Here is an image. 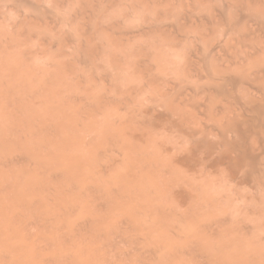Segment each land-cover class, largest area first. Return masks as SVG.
<instances>
[{"label": "rangeland", "instance_id": "374dc122", "mask_svg": "<svg viewBox=\"0 0 264 264\" xmlns=\"http://www.w3.org/2000/svg\"><path fill=\"white\" fill-rule=\"evenodd\" d=\"M250 2H252V3H250ZM255 4H257V6H255ZM127 8H129V9H127ZM191 8H193V10H191ZM258 8H259V10H258ZM243 9H244L245 13L243 12ZM136 12H138V13H136ZM243 14H245V15H243ZM131 17L133 18V21L131 20L132 19ZM226 17H227V19H226ZM241 17H244V18H241ZM242 19H244V20H242ZM250 23H252V24H250ZM254 25H255V27H254ZM260 36H261L262 40H260ZM263 42H264V0H259V2H258V0L257 1L255 0L254 2H253V0H245V1L244 0H240V1L239 0H167V1L166 0H136V1L135 0H0V88H3L4 91H6V92H2L3 89L2 90L0 89L1 90L0 91V98L3 99V102L5 103L4 104L2 102V100H0V102L3 104L2 105L0 103V106H1L0 107V135H1L0 136V148H2V149H0V160L2 162V163H0V166H1L0 172L2 173V175H0V177L2 178V179L0 178V182H1L0 188H3V189L7 188L8 189V188H10L8 186L13 187V188H10V189H13V191L10 189H9L10 191L7 190L8 193L6 192V190L2 191V192H6L7 195L2 194V192L0 193L4 196V197L3 196L1 197V195H0V198H4V200L0 199L1 202L2 203L4 201L6 202V203L4 202V205L6 207L4 206L3 209H1L2 205H0V207H1L0 208V210H1L0 211V219H1L0 222L1 221L2 222L3 221L9 222L10 226L12 225L14 227V225L19 221L18 226L16 225L17 227H19V228H17L16 233L14 232V230L16 231V226L13 230H12V226L11 227L9 226V230H12L13 232L6 229L7 234L4 233V235L5 236L7 235L6 237L8 238L9 237L8 234L10 235L9 232H11L13 234V236L15 235L14 237H17L16 238L17 241L18 240L21 241L20 244H22L24 241V239L22 241V238L27 236V238L25 239V241L26 240L27 241L26 242L24 241L26 243V244L24 243L25 246H24V244L22 245L23 247L21 246V249L24 250V251L21 250V253H20V255H22V252H24L23 256H22L23 261H24V257H25V260H27L29 257L32 256V258H33L35 256V258L37 257L36 258L37 260L33 258V263L36 262V264H41V263L43 264L45 262L46 258L47 259L48 258H55V257L58 258L59 254L57 255V253H61L59 256H62V254L64 252H65V254H67L68 251H65L66 249H68L69 251L71 250L70 252L72 253L74 251V247L76 249V247L78 246V245L76 246V244H79L81 240H82L81 244H82V242H84L83 238L79 239V237H81L80 236L81 234L76 235V236H78V238L75 237L79 241L74 239V236L76 234L75 230L78 229L79 227H81L80 225L84 221V220H82V219H84V217H85V220H86V217H87V220H89L88 225H90V226H87V227L88 228L91 227V230L92 229L95 230L94 227L96 225L97 226L95 228L101 227V226H99V225H101V222L98 225V222L100 220L97 222V220L95 218L96 216L93 218V215H95V214L92 212H94L93 207L95 205H92V202H93V204L98 203L100 198H103V196H104L103 194H105L104 199H101L102 201L100 200V202H102V204L104 203L103 205L106 209L107 208L109 209L110 207L113 206V202L115 203V201H116V200L114 201V198H112V195H113L112 191H113V193H116L114 190L115 188H116V191H118V192L126 190L125 188H127V187L121 185L123 188L122 189L121 186L119 185V183L116 180H114V178H113V176L116 175V173L121 170V168H122L121 165L123 164L122 160L124 161L125 158L127 159L129 157L130 161L134 162V164H140L141 163L140 161L148 162L150 160V158L154 156L153 153H155V152H153V151L158 150V154H159L158 156H161V154H160L161 149L160 148L166 147L167 145H169V146H167V150L169 149V151L165 152V153H167L168 155L166 154V156H165V153L163 154V152H162V154L164 156H161L159 160H167V161H168V159L172 160L174 158V156H178V155L180 156L181 154L187 153V151H190V148L194 147V145H195L193 141H195V143H196V141L198 142V140L196 139V137H191L192 140H189L190 137H188L185 134H181V129L179 128V126L182 128H185L187 126L186 128L190 127L189 129H191V130H193V129H194V131H198V130L200 131L201 130L200 132H202V130L203 131L208 130L207 127H209V126H215L216 127V125L217 124L220 125V123L221 124L227 123L225 125L229 126L231 124H235V123L240 122V121L242 122V120L245 121L248 118L247 120L253 119L251 121V123H257L258 124V125L255 124V125L251 126V127H253L252 129H255V128L256 129H263V128L258 127V126H260L261 119L264 116V114H263L264 112H261L262 110L264 111V104H263L264 102H262V99L264 101V98H261V96L264 97V44H262ZM256 48L258 49V51ZM249 52H250V54H249ZM252 53H254V54H252ZM256 63H259V65H261V66H258V64H256ZM9 74H10V76H9ZM6 88L9 90H7ZM12 88L14 89V91H15V88H17L15 93H14V91L12 92V90H13ZM18 88H20V89L23 88V89L20 90V92H19ZM30 88H31V90H30ZM253 88H254V90L256 88V90L258 92L256 90L254 92ZM36 89H37V91H36ZM26 91H28V92H26ZM11 92H12V94H11ZM57 92H58V94H57ZM6 93L8 95L11 94L10 97ZM17 93L20 96H23V95H21V93L22 94L25 93L24 96L22 97V99H20V101L22 100V101L26 102V103L24 102V105H23L22 101H21L22 103L19 101L20 96H18ZM54 93H55V95H54ZM256 93H258L260 95L259 97L261 98V100H260V98H258V96H257L258 94H256ZM27 94H28V97L31 94L32 95L30 98H28ZM251 94L255 99L251 96ZM5 95H6V97H5ZM12 95H14L13 98H12ZM15 95H17V97H15ZM50 95H51V97H50ZM57 95L58 96L60 95V96L58 97ZM3 96L5 98H7L6 99L7 101H10V104L4 99ZM25 96L27 98H25ZM14 97L18 101H15ZM47 97H49V99L51 98V100H49ZM40 98H42V99H40ZM12 99H14V100H12ZM256 99H259V100L257 101ZM30 101L31 102L33 101V102L31 103ZM66 101L68 103H66ZM252 101H253V104H254V102H255V104L256 103L259 104V107L261 106V104H263L260 107L261 109H259L258 106L255 107V104H254L255 109L257 108V110H259V112H261L262 114L261 113L259 114V112H257V110H255L253 108V106L251 108L250 105H253ZM13 102H15V104ZM16 102L18 104L19 109H21V108H24V109H21V111H20L17 107L15 108L14 106H16ZM59 104H60V106H59ZM66 104L68 107L66 106ZM248 104L250 106L249 110L251 112H253V110H254L255 112H253V113L254 114L256 113V115H259L261 118L260 117L257 118V116H255L254 114H249L251 112H249L248 108H245L248 106ZM21 105L25 106V107H22ZM49 105H51V106H49ZM2 106L6 109H9V107H7V106H10V108L13 106V108H11V111H12V113L15 112V114H12L10 109L4 110V108H3V111H2ZM242 107L245 110L244 113L242 111L243 110ZM52 108H53V110H52ZM217 108H218V110H217ZM246 109L249 112L247 115L245 114ZM160 110H162V111L165 110L164 112H166V113L168 112V113L167 114L164 112L162 113V111L160 112ZM7 112H9L8 113L9 115L7 114ZM61 112H63V115L61 114ZM64 112H66V113H64ZM241 112L247 118L244 119L245 116L243 114H241ZM3 113L5 114L4 117L2 116ZM159 113H161V114L159 115ZM239 113L241 114V116L238 115ZM169 114H171L172 119H170ZM21 115L24 116L25 118L22 117ZM25 115H27V116H25ZM59 115L63 116V119L61 117L62 120L59 118ZM156 115H158V116H156ZM163 115H164V117H162ZM176 115H177V118H176ZM236 115H238V116H236ZM252 115H254V118H256V119H254L252 117ZM17 116H19V119ZM28 116H30L29 118H31V119H29ZM54 116H55V118H54ZM242 116H243V118H242ZM37 117H38V119H37ZM70 117H71V119H70ZM79 117H80V119H79ZM161 117H162V119H161ZM179 117H181V119L183 118L182 120H184L185 122H183V121L180 122L181 119ZM40 118L42 121L46 120L45 121L46 123L45 122L43 123L40 120ZM165 118H166V120H165ZM20 119H22V120L20 121ZM27 119H29L30 121ZM32 119H34V122ZM174 119H178L179 121L175 120V123H173L172 121H174ZM229 119H231V120H229ZM240 119H242V120H240ZM17 120H19V121H17ZM24 120H26V121H24ZM74 120H75V123H74ZM237 120H239V121H237ZM256 120H258V121L256 122ZM38 121L40 123H42L41 126L44 125L43 127L46 128L45 130H48V131H46L47 137L45 135V130H42L44 128L40 126V123ZM47 121H49L50 124ZM253 121H255V122H253ZM35 122H37V124L38 123L39 124L37 125V124H35ZM77 122H78V124H77ZM54 123H56V125ZM58 123H59V125L57 127ZM63 123H65V124H63ZM70 123L73 125L70 126ZM228 123H230V124H228ZM22 124H24V125H22ZM48 124L50 126L49 128L46 127V126H48ZM60 124L63 127L64 126L65 127L63 128L62 126H60ZM101 124L102 125L104 124V125L101 126ZM179 124H181V125H179ZM205 124H207L208 126L205 127ZM33 125H35V127ZM51 125L54 128L53 132H52L53 128L51 127ZM68 125H69V128H71L73 126L72 127L73 130H72V128H71V130L67 129L68 127H66V126H68ZM79 125H81V126H79ZM93 125H95V126H93ZM105 125L107 126V128ZM38 126H39V128H38ZM40 127L42 128L41 131H40ZM77 127H79V128H77ZM35 128H37V129H35ZM56 128H59V131ZM65 128L67 131L65 130ZM101 128H102V130H101ZM204 128H206V129L204 130ZM60 129L61 130L64 129V130L61 131ZM113 130L116 131V134H115V132H112ZM117 130L119 131V136L117 134V132H118ZM179 130H180V132H179ZM37 131L38 132L40 131V132L38 133ZM49 131L52 133H49ZM64 131H66L68 133V135ZM83 131H84V133H83ZM108 131H110L109 132L110 135H109V133H107ZM30 132H32V134L34 136L31 137V139L29 140V135L30 136L32 135ZM61 132L65 133L64 136L67 135L68 139H67V137H65V139H64V136L62 137L63 134ZM104 132H106V135L104 134ZM41 133H42V135H41ZM132 133H133V135H132ZM204 133H203V135H205L204 138H206V140L208 139V137H210V139L212 138L211 135L208 136L207 134H204ZM53 134H55L54 135L55 139H56V136H58L55 141L53 139ZM80 134H82V135H80ZM139 134L140 135L143 134L141 136H143V140L145 139L144 141L142 140L143 142L141 141L142 143L140 141H137L138 140L137 137ZM241 134H242V136H240V135H238V136H239V139L242 140L243 133H241ZM26 135H27V137H26ZM44 136L46 137L47 142H46V139ZM71 136L73 137V139H70ZM106 136H110L109 139ZM120 136L123 137V140H122V137H120ZM201 136H202V134H201ZM238 136H237L236 140L234 139V143L236 141V144L233 145L232 143H230L231 147L229 145H227L229 148H231L230 150H234L235 147H236L235 151L239 150L238 144L240 145V149L243 147V144H244L243 140L239 141ZM19 137H20V141H19ZM21 137H22V139H21ZM25 137L28 140H26ZM35 137H36V139H35ZM41 137H42V139H41ZM48 137H50V142H48L49 141ZM74 137H75V140H74ZM101 137H102V140H101ZM117 137H120V140L118 139V141H116ZM129 137H130V139H129ZM133 137L136 141L133 139ZM172 137H173V139H172ZM175 137H176V139H175ZM179 137H181V138L179 139ZM2 138L4 139V141L7 145L4 143ZM204 138L200 139L199 151L195 152L196 155L194 156L193 160L197 161V159H198L201 163L200 164L199 161H197V162L195 161L196 163H199V165H196L195 168H200V169L202 168L203 172L206 174L205 175L206 178L203 177L204 180L208 179L209 181L205 180L206 183H209L212 186H216L218 184V181L221 179L219 181V184L222 187H220L218 184L217 189H219V187H220V190H221V188L223 189V190H221V192L223 194L222 197L224 198L225 202L228 201V205H226L227 202L225 204L226 207L228 206L227 209L225 208V206H223L224 201H220L221 200L220 199L216 203L217 207H219L220 209L215 207L216 206L215 205V206H213V209H212V207L210 209H208L207 213L204 210V215H205V213H206V215L208 213L210 215L211 211L215 215L216 212L218 211V213L216 215V216H218L217 218H219V216L220 217L222 216V217H225V219H226L227 214H230V216H231L232 212L234 214V211H235V212H237V213H235V216H236V214H238L239 216H236V217H240V218H238L240 220H238L234 216L235 219H232L233 221L230 220V218H228L227 220H225V223L229 220L228 224H230V221H232L234 223L239 222L242 224L238 223L237 225L238 226L240 225L238 227V226H236V224L232 225L233 223L230 225H228V224L226 225L225 223H223V225H224V226H222L223 228H221L219 230L217 229V231H216L217 234H213L212 236L210 235V238L213 239V240L212 239L211 240L214 241L212 244H211L212 241L211 242H210V240L207 241L209 238L208 237L207 239L204 238L203 239L204 241L203 240L201 241V243L203 242L205 244L208 242L206 244L208 246L206 247L205 244H200V245L203 247V250L211 248L210 251H212V248L216 247V245H217V247H219L218 244L219 245L221 244V246H222L225 243V245L223 247L220 246L223 250L220 247H219L220 250L217 247H216L217 249L213 248V249H215V251H217V254L220 252V254H218V255H220L219 257H221L225 251H227L226 249L224 251V247L226 245L229 246V244L232 242L234 243V241L238 242V240L240 241V238H241L240 243L238 242V244H236V245H235V243L234 244L232 243L233 246L235 245L234 247L241 244V245H239V247L241 246L240 248L244 249V251H245V249H246L245 245L247 247L248 244L250 246V244L252 245V243L254 244L255 241H257V243H255L253 246H254V248H256V247L258 248L260 245V243H259V245H257L258 241L260 242L261 240L264 239V235H261L263 233L262 231H261L260 235L258 233H256V231L259 229L258 225L260 224L259 223L260 222L259 217H261V220L264 221V214H263L264 203H262V202H264V187H262V186H264V183H263L264 182V178H263L264 173L263 172H262L263 174L261 173V171H263L264 168H262V170H261V168L255 167V162L254 161L251 162V160L249 159L247 161H249L250 163H254V165L251 169L257 168L258 174L256 173L257 169L254 170L255 172L254 171L251 172V170H250L249 173H252V174H248V176L246 177L248 180L246 178L243 181L237 180V179H235L236 181L231 180V178H229L230 176H227V175H229L228 174L229 168H227V166H225V168H227L228 170H226L224 168V166L223 167L220 166L221 168L220 167H217V168L213 167L214 163H212L213 166H211L210 162H208L206 164H205V162L203 163V159H204L203 155L210 149L208 146H209V144H211L210 139H208L209 141L208 140L206 141V140H204ZM32 139L37 140V143L32 142V144L30 145L29 143H31L30 141H32ZM39 139H40V141L45 139V141L41 142L45 148L41 146V143H39L40 142ZM59 139H62V140L60 141ZM76 139H77V141H76ZM113 139L115 140V142H113L114 141ZM124 139H125L126 144H124L125 143ZM186 139H188V140H186ZM57 140H58V142H57ZM237 140L239 142H237ZM23 141H26L27 143L23 142ZM72 141H74L75 144ZM104 141H106V142H104ZM120 141H123V142H120ZM16 142H17L18 146L20 144L19 147H17ZM18 142H20V143H18ZM43 142H45V143H43ZM54 142L56 144L57 143L59 144L60 142H62L64 144L62 145L60 143L61 145L59 144V146H58V144L56 145ZM86 142H88V143L85 144ZM139 142H140V144H139ZM24 143L28 146L24 147V146H26V145H24ZM77 143H78V145H77ZM136 143H138V144H136ZM175 143H176L177 147H176ZM1 144H2V146H1ZM45 144H47V146L51 144L50 145L51 147L49 146L47 148L45 146ZM53 144H55L58 147V149L56 148L55 145H54L55 146L54 147ZM113 144L114 145L117 144V146H119V147L116 146V149H115V146ZM127 144H129V146ZM79 145H80V147H79ZM120 145H122L121 148H120ZM152 145H154V146H152ZM64 146H65V150L62 151V153H61V154H63V156H62L60 154L61 150H59V149H62ZM74 146L75 147L78 146V147L75 148ZM138 146H141L142 148L138 147ZM31 147H32V150H30ZM68 147H70V148H68ZM106 147H107V150H106ZM131 147H132L133 151L131 150ZM17 148L18 149L21 148V149L18 150ZM24 148H27V149H24ZM42 148H44V150ZM46 148H47V150H45ZM74 148H75V151H74ZM110 148L114 151L115 150L116 151L122 150V151H120V152H114L113 151L112 152V150H110ZM152 148H154V149H152ZM123 149L125 150V152L123 151ZM33 150H35L34 151L35 154L32 153ZM49 150H50V153L48 155ZM57 150L60 151L58 154H57V152H58ZM170 150H172V152H170ZM180 150H181V152H180ZM241 150H243V149H241ZM15 151L17 154L14 153ZM30 151H31V153H30ZM52 151H55V152H52ZM131 151L133 152V154L131 153ZM145 151H146V153H145ZM174 151H176V154ZM26 152H28L29 154H27ZM43 152L46 155L43 154ZM65 152H67V153H65ZM73 152L75 153V157H74ZM96 152H99V153H96ZM109 152L112 153L113 155L110 156ZM151 152H153V153H151ZM18 153H20L19 156H18ZM64 153H65L66 157H64ZM116 153H118V154H116ZM122 153H123V155H122ZM263 153H264V147H263ZM9 154L11 155V157L9 156L10 158L8 157ZM107 154H109V155H107ZM139 154L143 158H145V156H146V158L141 159ZM12 155L14 157H16L15 155H17V157L20 158L19 162L16 160L12 161L11 158H14ZM29 155H31V156H29ZM32 155L34 156V158L32 157ZM36 155H38L39 158H40V156L41 157L44 156V160H43V158L38 159L36 157ZM71 155L74 158L70 157ZM116 155L122 156L124 159L122 157H120L122 159L119 160L120 158L117 156L119 158V159L117 158L118 163H117V161L114 163H115V165L119 164V166L115 167L116 170H114L115 165H114V163L113 164L111 163L112 162L111 160ZM128 155H130V156H128ZM143 155H145V156H143ZM46 156H47V159L45 160ZM49 156L51 159L49 158ZM51 156H53V157H51ZM60 156L63 158H61ZM56 157H57V159H56ZM59 157H60V159H59ZM137 157H139V158H137ZM155 157H157V156L155 155ZM36 158H37V160H36ZM68 158H70V160ZM90 158L93 161L92 164H91V160H89ZM135 158H136V160H135ZM261 158L263 161L260 160ZM24 159H25V161L23 163ZM48 159L51 160L50 163H48V161H49ZM84 159H86V160H84ZM39 160L41 163L43 162L42 165H41V163H39ZM52 160H53V162H52ZM61 160L64 164H62ZM64 160H65V162H64ZM94 160H95V162H94ZM259 160H260L259 164L261 162V164L263 165L264 164V154L260 155ZM14 161H15V163H14ZM44 161H45V164H44ZM55 161H56V163H54ZM73 161H75V162L73 163ZM82 161L86 162L84 164L85 168L82 165L83 164ZM109 161H110V166L108 163ZM20 162H22L21 165H20ZM69 162H70V164H69ZM135 162H137V163H135ZM16 163L18 164V166L16 165ZM25 163H27V164H25ZM35 163H39V167H41V168L39 169V167H37L38 164H35ZM52 163H54L53 166L55 165V168L58 169V170H56L57 171L56 173H58V175H57V177H54V179L51 176V174L48 173V172H50L49 167H51L50 169H53ZM59 163L62 165H60ZM72 163L75 166H73ZM29 164H31V165H29ZM56 164L59 166L56 167ZM93 164H94V166H93ZM202 164H204V165H202ZM259 164H257V166L261 167V165H259ZM71 165L73 166L72 168H71ZM101 165L103 166V168L101 167ZM105 165L107 166V169H106ZM20 166H22V167L20 168ZM201 166H203V167H201ZM3 167H5L7 169L8 173H6L4 171L5 168H3ZM43 167L45 170L42 169ZM58 167H60L62 169H60ZM99 167H101V168L99 169ZM108 167H110V168L108 169ZM33 168H35V171ZM55 168L53 170H55ZM86 168H87V170H86ZM117 168H119V169H117ZM69 169H71V170H69ZM83 169H85V170H83ZM97 169L99 170V172ZM111 169H112V171H111ZM42 170H44V171H42ZM47 170H48V172H46ZM61 170L64 171L65 173L67 172L66 174H67L68 178L67 177L65 178L66 174L64 173L65 174V176H64V174ZM109 170L111 171V174L109 173L110 172ZM22 171H23V174L21 173ZM28 171L30 172L31 175L28 174L29 173ZM32 171H34V172L32 173ZM82 171H84V172H82ZM178 171L181 175L182 174L185 175V173H181V172H184V169H182V171H180V170H178ZM259 171H260L261 175H260ZM40 172H41V174L39 175ZM51 172H53V171L51 170ZM72 172L75 174H78L81 178L84 177L83 179H85V180H83V179L77 180V178H80V177H78V175L73 174ZM112 172H113V174H112ZM114 172H116V173L114 174ZM24 173H25V175H24ZM42 173L44 176L42 175ZM46 173L48 175H46ZM82 173H83V177H82ZM84 173H85V175H84ZM89 173L92 175H89ZM98 173H100V174H98ZM253 173H255V175L257 174V176L253 175ZM68 174H70V176ZM4 175H8V178L10 177V179L11 178L12 179L10 180L8 178H5L7 176H4ZM73 175H74V177H73ZM95 175H97V176H95ZM99 175L103 177L104 183H102L103 181H100V179H102V178L99 177ZM250 175L252 176V179L250 178L251 177ZM34 176H35V178H34ZM41 176H43V177H41ZM86 176H88V177H86ZM105 176L108 178L110 177V179H113V181L112 180L110 181L107 179L108 180V182H107V180H105L106 179ZM260 176L262 177V180H260L261 179ZM31 177H33V178L31 179ZM40 177L43 180V181L40 180L42 183L40 181H38ZM36 178H37V180H36ZM56 178H58V180ZM69 178H72L73 182L75 180H77L76 183H73L72 181H71L72 183L69 182L71 180ZM211 178L213 181L211 180ZM51 179L53 182L51 181ZM87 179H88V181H87ZM97 179H99V180H97ZM2 180L5 182V185H4V182ZM13 180L15 182H13ZM45 180H48L47 181L48 183H45L44 182ZM54 180H56V181H54ZM82 180L85 181L86 183L82 182ZM93 180H94V184L96 186L93 185V183H92ZM216 180H217V184H216ZM226 180H228V181H226ZM257 180H260L261 182L257 181ZM8 181H11V183H9ZM33 181L36 182V184ZM114 181H116L117 183H114ZM238 181H240L242 184ZM244 181L246 183H244ZM12 182L15 183V185L12 186ZM79 182H81V183H79ZM96 182H97V184H96ZM222 182H223V184H222ZM225 182L226 183L231 182L234 187L231 186L232 184H229V183L226 184ZM234 182H236V184H234ZM56 183H58V184H56ZM70 183H71V186H70ZM89 183H91V185ZM43 184H45L49 188ZM114 184L116 186L117 185L118 186L115 187ZM224 184L227 186H225ZM248 184L250 186H247ZM52 185H55V186H53V189L55 187L54 190L51 187ZM72 185H77V187L72 186ZM101 185L102 186L104 185L103 187H105V188H102ZM4 186H5V188H4ZM14 186H16L15 188H17L15 191H14V189H15ZM28 186L29 187L30 186H33V187L37 186V190L35 187L36 193H38L39 191L41 192L42 189L44 191V189H45L46 193H44L45 191L44 192L42 191V193H40V194L38 193L40 198H42V199L44 198L43 200L45 203L43 202V200H38V198H37L38 195H35L36 194L35 191L34 192L32 191V194L34 193L32 195L31 192H29L28 190H24ZM61 186L64 189L60 188ZM78 186L80 189H82V192H80L81 193L80 194L81 199L79 198L80 189L78 188ZM108 186H109V188H108ZM228 186H231L234 189L235 193L238 190H240V191H238L239 193H237L236 196H237V200L238 201L240 200V202H241L240 207L242 205V208L240 209L239 204H238L239 209L238 210L236 209L237 211L233 210V208L234 209L237 208L236 207L237 200L235 199L236 196L233 194L234 193L233 190H231V188ZM252 186H254V187H252ZM256 186L259 189H257ZM259 186L262 188H260ZM42 187H44V188H42ZM56 187H58V188H56ZM70 187H72V188L76 187L78 189V192H76L77 191L76 188L72 189ZM93 187H94V189H93ZM118 187H120L121 190ZM226 187H228V188L226 189ZM240 187H242V188H240ZM250 187L252 189L255 188L254 189L255 192ZM40 188H41V190H40ZM67 188L69 190H67ZM90 188L95 190L96 193L93 192L92 189H91L92 190V192H91ZM100 188L103 189V191H104V189L109 190L111 188L110 190H112V191L107 192L108 190H106V192H103L102 190H100ZM224 188L226 189V191ZM235 188L237 189L236 191H235ZM56 189H58V190H56ZM217 189L215 190V193L219 191ZM228 189L230 190V192L232 191V196L234 197L233 200H234V202L236 201L235 206L231 209L232 212H231L230 208L233 205L232 204L233 201H231L232 200L231 198H233V197L229 198L231 193H229ZM249 189H251V190L249 191ZM47 190H49V191L52 190V191L48 192ZM59 190L61 192L63 190L62 193L64 195ZM57 191H58V193L56 195L55 193ZM74 191H75V193L78 194V195L76 194L77 196L74 195L75 194ZM251 191L254 193H252ZM12 192L15 194L12 195ZM100 192H102L103 194ZM223 192L226 194V198H228V200L225 198V196H224L225 194ZM245 192H246V194H245ZM18 193H20V195ZM82 193H83L84 198L82 196ZM106 193H107V198H106ZM227 193H229L228 194L229 197H227ZM8 194L11 195V196L9 195V198H8ZM46 194H47V196H46ZM59 194H60V196H63L64 198L60 197ZM84 194L85 195L87 194V196H85ZM109 194H110V197L108 196ZM116 194H118V193H116ZM28 195H30V196L32 195V198L31 197L29 198ZM34 195H35V197H34ZM213 195H215V194H213ZM254 195H255V197H254ZM17 196H19V197H17ZM23 196H25V197L27 196L28 200H27V197H26V199H24ZM43 196H45L46 198ZM73 196L76 198H74L72 200ZM77 197L79 198V200H78V202L80 201L79 203L77 202ZM85 197L86 198L88 197L92 202L88 199L86 202ZM239 197L240 198L242 197L243 199H245L244 201L242 200L244 203L247 204V202H249L248 203L249 207H248V205L245 206L241 201L242 198L238 199ZM250 197L252 199H250ZM14 198L15 199L19 198L20 201H22V199H23V201H22L23 206L22 207H24L25 210L20 207L21 210H20V208H18V210H19V212H18L17 208L11 207L12 202L14 201ZM34 198H35V201H37V202L33 201ZM105 198L107 200H105ZM215 198H216V196H215ZM8 199H9V202L11 200V206L9 203H7ZM45 199H47V200H45ZM48 199H49V201H48ZM60 199L61 200L65 199V201L62 200L64 203ZM229 199L231 202L229 201ZM24 200H26V203L29 200H32L33 202L29 201L26 205ZM93 200H98V202H95ZM103 200H105V202ZM255 200L257 202H258V200L260 202L262 200L263 201L260 204L259 202L256 203ZM39 201H41L42 204ZM71 201H73V202H71ZM46 202L49 203V207L47 206L48 204ZM83 202L86 204L88 203L86 205V207L81 206L84 204ZM219 202L220 203L222 202L223 204L221 203L222 204L221 205ZM240 202H238V203H240ZM29 203H33V204H30L28 206ZM38 203L40 206H43V208H46V206H47L46 210H49V211L47 212L46 210H44L42 207H40L38 205ZM55 203L60 204L62 206L64 204L65 205L64 207L71 206L73 203V205L76 204V206H78L77 204H79V207H76L75 211H77V212L74 215L73 212H72L73 214L68 213L66 211V209H63V210L60 209L61 211L58 210L57 207H55V205H53ZM108 203H109V205H108ZM218 203L220 206H218ZM230 203L232 205H229ZM36 204L38 207L36 206ZM254 204H255L254 207H257V209L260 208V210L258 209L257 212H253V211H256V209L254 207H252ZM256 204H260V205L257 206ZM32 205L35 208V210L33 207H31V208H33L32 210H31V208H29ZM262 205H263V208H262ZM35 206L38 208V210L40 209L42 211V209H43L44 212H42V214H41V211L37 212V210H36L37 208ZM90 207L93 209H91ZM221 207L223 210H221ZM251 207L254 209H252V210L249 209ZM6 208H11V209H9L10 211H13L11 213L12 214L14 213V215L16 214L15 216H18V218L17 217L14 218L15 217L14 215L13 216L10 215L11 213L8 211V209L6 210ZM12 208L14 210H17L16 211L17 213L14 212V210H12ZM26 208L29 209L28 210L29 213L33 212L32 213L33 214V218H32L33 220L31 219L32 216L29 217V215H32V214H28V212L26 211ZM82 208L84 209L83 211L81 210ZM85 208H87L88 210H86ZM246 208H247V210H246ZM228 209L230 210V212ZM261 209H263V210L261 211ZM5 210H6V212L8 211L9 215H8V213L5 212ZM242 210H244L245 213H243ZM20 211H22V212L20 213ZM45 211L48 214V215L47 214L45 215L46 217L42 216V215H44ZM78 211H80V212H78ZM84 211H88L90 216H89L88 212H84ZM224 211L228 212V213H226V215H220V214H224ZM26 212L28 215L25 214ZM61 212H63V213L65 212L66 214L64 213V215H62L63 213H61ZM247 212H249L250 214ZM251 212L254 214H252ZM23 213L26 216L24 215L22 218L21 215H23ZM36 213H38V214H36ZM39 213L41 215H39ZM78 213H80V214L78 215ZM257 213H258V215L260 214L261 216L259 215V217H258ZM58 214H59V216H58ZM67 214L69 216H68V218L66 217V219H67V224H66L65 216H67ZM201 214H203V211H201ZM242 214H244L243 217H242ZM34 215L37 217L35 218ZM2 216L6 217L7 219L4 217L3 218L6 219L7 221L4 220L2 218ZM9 216H11L12 218ZM38 216L42 220H39ZM48 216H50V217L48 218ZM60 216H64L63 217L64 220L62 217L60 218ZM88 216L92 219H89ZM251 216L254 217L253 219L258 220L257 221V223H259L258 225L254 224L253 221H255V220H253ZM19 217H21V218H19ZM24 217H25V220H24ZM26 217L28 219H26ZM57 217L59 218V221L61 219L62 222L60 221V223H59V221L56 219ZM231 217H233V215ZM10 218H11V220H10L11 222L8 220ZM29 218L31 219L30 221H32L33 224L30 221L28 223L27 220H29ZM44 218L48 219V221L44 220ZM201 218H202V215H201ZM242 218H243V221L249 220V222L245 221L246 222L245 227H243V224H245V222L243 223ZM256 218H258V219H256ZM21 219H23L24 222H23V220L21 221ZM50 219H52V220H50ZM68 219H69V221H68ZM12 220H14V222L16 220H18V221H16V223H14V222H12ZM37 220H39L38 221L39 224L42 223V221L44 222V224L46 222L47 224H45V226L50 224L47 226V228L49 227V229L51 227H53V225H55V223H56V225H58L57 221H58L59 225H61V223H62L61 231L59 230L60 234L63 233V231H62L63 229L66 232H67V229L70 231H68L69 233H66L64 231L65 234L63 233V235L62 234L60 235L58 232L55 235L52 234V237L56 236L57 234L59 236L57 235L56 236L57 238L54 237L51 239L50 235H49L51 233L48 232L50 230H45L46 232L42 229L39 230L40 227L36 225ZM235 220H238V221H235ZM51 221L52 222L55 221L53 225L51 224ZM63 222L65 223V228H67V229H65L63 227ZM90 222H91L92 226L93 225H95V226L92 227ZM93 222H94V224H93ZM12 223H14V224H12ZM19 223H20L21 227L19 226ZM248 223H249V225H248ZM262 223H263V225H262ZM253 224L258 226L257 230H255L257 227L255 226V228H254ZM31 225L33 227L32 231H34V232H31ZM34 225H35V227H39V228L35 229ZM225 225L227 226V228H225L226 227ZM231 225L234 226L235 233H237L236 235H232L235 233L233 232L234 231L233 229L231 230V228H232ZM247 225L249 227L253 226L252 229L254 228L253 230H255L254 231L255 233L251 232V230H252L251 227L248 229ZM260 225L264 226V222H261ZM26 226L27 227L29 226V228H27L28 229L27 231L29 233V229H30L31 233L28 234L27 231L25 232L26 228L24 229V227H26ZM235 226H236V228H235ZM21 228L24 229L23 233H21L22 232ZM101 228H102V232H103L104 226H102ZM223 229H224V231H223ZM226 229H227V231H226ZM243 229L245 231L244 234H243V232H244ZM35 230L37 233L39 231H44V232H41V234H40L41 238L38 236V234L40 232L37 234V233H35ZM72 230H73V232H72ZM260 230H264V227H262V229L260 228ZM247 231H248V233H247ZM24 232L26 234H24ZM70 232H72V233H70ZM218 232H219V234H218ZM227 232L230 233L228 238L225 236V235H228ZM18 233L21 234L22 238L19 239V237H21V236H19ZM77 233H78V230H77ZM246 233L248 234V236L252 235V233H253L254 235H252V236H255V234H256L257 236L259 235L260 237L263 236V238H260L259 236H258L259 240H258L257 236L252 237V238H251V236H249L250 237L249 238L248 236H246ZM16 234H17V236H16ZM22 234H24V237ZM31 234H33V235L35 234L34 235L35 237H33V235H31ZM36 234H37V236H36ZM45 234L49 235L48 238H50L52 241L51 240L48 241L49 239L47 237H44V236H47ZM71 234L74 235V236H72V239L69 238L71 236ZM216 235L217 236L218 235L223 236V237L222 236L220 237V241L222 243L219 242V238H216L217 237ZM13 236L10 235L11 238H14ZM30 236H32L34 239H36V237H37L38 241H36L37 239L36 240L31 239L32 237H30ZM64 236L66 238L69 236L67 238V239H70L69 242L74 241L73 243H75V241H77L75 246L71 247L70 245L72 243H70V245H69V243L67 241L66 244H68L69 247H68V245H64V246H67L66 249L63 248L64 246L59 247L57 245L58 244L57 241L61 239L60 237H64ZM237 236H240V238L238 240H236L238 238ZM231 237H234V239L232 238V241L230 239ZM29 238H30V241H29ZM42 238L44 241L43 240L41 241ZM45 238H47V239H45ZM222 238H224V240H221ZM53 239H55V240L53 241ZM215 239L216 240L218 239V242ZM225 239L227 240V243L225 242L226 241ZM228 239H230V240H228ZM14 240H15V238H14ZM71 240H73V241H71ZM248 240H249V243H248ZM33 241L35 242V244H37L36 242H38V247H35L34 243H33L34 245H31V243ZM179 241H177V242H179L180 244H183V242H182L183 240L182 241L179 240ZM243 241H245L244 242L245 243L244 248L242 245ZM251 241H252V243H251ZM52 242H55V243H52ZM43 243H46V244H43ZM51 243H52V245L54 244L55 249L58 248L60 250V248H62L64 250V252H62L60 250L59 252L55 253L56 256H55V254L53 256L54 252L51 253L50 251L56 252L57 250H54V249L51 250L52 249ZM261 243L264 245V240ZM81 244H79V246ZM85 244L87 246L93 245L92 247L95 248L96 247L95 245L98 246L99 243L98 244L91 243V245H90L89 243L87 244L86 242H84V245ZM209 244H210V246L211 245H213V246L209 247ZM262 244H261V246L264 247ZM29 245H31L32 247H35V248L33 249L31 247V250H30L29 248H27ZM43 245H45V247L47 245V247L45 248V247H43ZM120 245H122V244L117 245V247L119 246V248L116 247L118 249L116 251H115V249H116L115 246L113 247L114 252L117 253L119 250L120 251L122 250V247H124V246H120ZM232 245L229 247L227 246V248H230V247L233 248ZM255 245H257V246H255ZM82 246H83V244H82ZM87 246H86V248H87ZM92 247H90V248H92ZM204 247H206V249H204ZM262 247H259L261 251L259 250V248L256 250V249H253V247H252L251 250H249V247H247L248 250H246V251L248 253H251L249 255L252 256L254 254L256 256V257L252 256V258H250V261L253 260V264L255 263V259L257 261V258L261 259V257H264V248H262ZM43 249L46 251L49 249L50 251L48 250L46 252ZM88 249H89V247H88ZM26 250H28L29 253H31V254L33 253L34 256L31 254L29 256L28 252H27V254H28L27 255L25 253ZM38 250L41 251V252L39 251L40 254H39ZM221 250H222V252L223 251L224 252L222 253ZM252 250L254 251L253 254H252V252H253ZM244 251L239 250L238 252H240L242 254ZM246 251L243 253L244 256H245V254H247ZM256 251L261 252L260 253L261 256ZM34 252L35 253L38 252V253H36L38 255H35ZM48 252H50L49 254H51L53 257L51 255L49 256V254H47ZM70 252H69V254H71ZM217 254L215 252L213 254L214 256H212L211 254L208 255V253H206V255H208L207 259L209 261H212V260L214 261L215 258L218 257ZM262 254H263V256H262ZM26 255H27V259H26ZM39 255H40V257H39ZM43 255L45 256V260H44ZM210 256H212L213 258L209 259ZM244 256H242V257H244ZM41 257L43 259H41ZM83 257H85V259ZM17 259H18L17 256H13V260H12V256H11L10 259L8 260V262L12 263V261H16ZM79 259L80 260H78V257L76 258L77 262H80V261L84 262L85 260H87L86 256H79ZM19 260L21 261V259H19ZM262 260H263L262 263L264 264V259L262 258ZM38 261H41V262L38 263ZM16 263L17 262H14L13 264H16ZM257 263H258V261H257ZM260 263H261V261H260Z\"/></svg>", "mask_w": 264, "mask_h": 264}, {"label": "bare ground", "instance_id": "6f19581e", "mask_svg": "<svg viewBox=\"0 0 264 264\" xmlns=\"http://www.w3.org/2000/svg\"><path fill=\"white\" fill-rule=\"evenodd\" d=\"M136 1V0H135ZM167 1V0H166ZM240 1V0H239ZM245 1V0H244ZM255 0H253V2H254ZM257 1V0H256ZM242 2V1H241ZM258 2H259V0H258ZM189 3V2H188ZM239 3V2H238ZM244 3V2H243ZM250 3H252V2H250ZM249 3V4H250ZM127 4V3H126ZM128 5V4H127ZM187 5V4H186ZM246 5V4H245ZM248 5V4H247ZM254 5V4H253ZM92 6V5H91ZM226 6V5H225ZM242 6V5H241ZM255 6H257V4H255ZM131 7V6H130ZM129 7V8H130ZM194 7V6H193ZM260 7V6H259ZM91 8V7H90ZM129 8H127V9H129ZM132 8V7H131ZM139 8V7H138ZM188 8V7H187ZM195 8V7H194ZM241 8V7H240ZM239 8V9H240ZM243 8V7H242ZM261 8V7H260ZM89 9V8H88ZM253 9V8H252ZM255 9V8H254ZM125 10V9H124ZM191 10H193V8H191ZM248 10V9H247ZM258 10H259V8H258ZM140 11V10H139ZM251 11V10H250ZM255 11V10H254ZM241 12V11H240ZM243 12H244V9H243ZM136 13H138V12H136ZM245 13V12H244ZM251 13V12H250ZM243 15H245V14H243ZM252 15V14H251ZM229 16V15H228ZM132 18V17H131ZM241 18H244V17H241ZM240 18V19H241ZM259 18V17H258ZM139 19V18H138ZM226 19H227V17H226ZM130 20V19H129ZM132 21H133V18L131 19ZM242 20H244V19H242ZM252 20V19H251ZM255 20V19H254ZM197 21V20H196ZM195 21V22H196ZM249 23V22H248ZM250 24H252V23H250ZM252 26V25H251ZM254 27H255V25H254ZM260 40H262V38H261V36H260ZM262 44H264V42L262 43ZM259 46V45H258ZM257 49V48H256ZM262 49V48H261ZM251 51V50H250ZM257 51H258V49H257ZM249 54H250V52H249ZM252 54H254V53H252ZM257 54V53H256ZM263 59V58H262ZM256 64H258V66H261V65H259V63H256ZM253 65V64H252ZM255 65V64H254ZM11 73V72H10ZM9 76H10V74H9ZM14 79V78H13ZM14 82V81H13ZM11 86V85H10ZM1 90L3 89V88H0ZM7 89V88H6ZM13 89V88H12ZM11 89V90H12ZM16 89L17 88H15V91H14V89L12 90V92L14 91V93L16 92ZM19 89V92H20V90H22V89H20V88H18ZM0 90V91H1ZM7 90H9V89H7ZM30 90H31V88H30ZM54 90V89H53ZM253 90H254V88H253ZM255 90H256V88H255ZM255 90H254V92H255ZM25 91V90H24ZM36 91H37V89H36ZM257 91V90H256ZM2 92H6V91H4V89H3V91ZM12 92H11V94H12ZM18 92V91H17ZM23 92V91H22ZM26 92H28V91H26ZM43 92V91H42ZM258 92V91H257ZM8 93V92H7ZM6 93V94H7ZM13 93V94H14ZM40 93V92H39ZM49 93V92H48ZM51 93V92H50ZM261 93V92H260ZM4 94V93H3ZM10 94V95H11ZM25 94V93H24ZM24 94H22L21 93V95H23L24 96ZM38 94V93H37ZM47 94V93H46ZM57 94H58V92H57ZM256 94H258V93H256ZM8 95V94H7ZM10 95H8L9 97H10ZM17 95L18 96H20L18 93H17ZM17 95H15V97H17ZM32 95V94H31ZM31 95L28 97V94H27V97L28 98H30L31 97ZM35 95V94H34ZM48 95V94H47ZM52 95V94H51ZM51 95H50V97H51ZM54 95H55V93H54ZM2 96V95H1ZM7 96V97H8ZM13 96L14 95H12V98H13ZM23 96H20L19 97V101H20V99H22V97ZM39 96V95H38ZM49 96V95H48ZM58 96V95H57ZM56 96V97H57ZM60 96V95H59ZM58 96V97H59ZM251 96H252V94H251ZM255 96V95H254ZM258 96V98H260L259 96V94L257 95ZM4 97V96H3ZM2 97V98H3ZM5 97H6V95H5ZM4 97V99L6 100L7 98H5ZM14 97V98H15ZM26 96H25V98H27ZM33 97V96H32ZM36 97V96H35ZM253 97V96H252ZM256 97V96H255ZM48 99H49V97H47ZM254 98V97H253ZM261 98H264L263 96H261ZM261 98H260V100H261ZM9 99V98H8ZM32 99V98H31ZM40 99H42V98H40ZM255 99V98H254ZM0 100H2V102H3V99H1L0 98ZM4 100V101H5ZM10 100V99H9ZM12 100H14V99H12ZM29 100V99H28ZM27 100V101H28ZM33 100V99H32ZM49 100H51V98L49 99ZM48 100V101H49ZM257 101L259 100V99H256ZM7 101V100H6ZM15 101H18L16 98H15ZM22 101V100H21ZM20 101V102H21ZM42 101V100H41ZM9 104H10V101H7ZM12 102V101H11ZM19 102V103H20ZM23 102V105H24V102L25 101H22ZM21 102V103H22ZM31 102V101H30ZM29 102V103H30ZM33 102V101H32ZM31 102V103H32ZM58 102V101H57ZM260 102V101H259ZM258 102V103H259ZM262 102H264L263 101V99H262ZM1 103V102H0ZM4 103V102H3ZM14 104H15V102H13ZM20 103V104H21ZM26 103V102H25ZM49 103V102H48ZM53 103V102H52ZM66 103H68L67 101H66ZM2 104V103H1ZM5 104V103H4ZM8 104V105H9ZM13 104V105H14ZM28 104V103H27ZM61 104V103H60ZM60 104H59V106H60ZM252 104H253V101H252ZM254 104H255V102H254ZM254 104L253 105H250L251 106V108H252V106H253V108L255 109V107H257L258 106V108L259 109H261L260 107L264 104H261V106L259 107V104H255V107H254ZM3 105V104H2ZM12 105V104H11ZM26 105V104H25ZM64 105V104H63ZM5 106V105H4ZM22 106V105H21ZM33 106V105H32ZM49 106H51V105H49ZM65 106V105H64ZM66 106H67V104H66ZM248 106H249V104H248ZM245 107V108H248V110H249V108H250V106L249 107ZM1 107V106H0ZM6 107V106H5ZM7 107H9V109H10V111H11V108H13V106L10 108V106H7ZM15 108L17 107L18 109H19V107H18V104H17V102H16V106H14ZM22 107H25V106H22ZM56 107V106H55ZM68 107V106H67ZM3 106H2V111H3ZM14 108V109H15ZM21 108V107H20ZM51 108V107H50ZM49 108V109H50ZM243 108V107H242ZM263 108V107H262ZM6 108H4V110H5ZM9 109H6V110H9ZM21 109H24V108H21ZM21 109H19L20 111H21ZM26 109V108H25ZM31 109V108H30ZM38 109V108H37ZM36 109V110H37ZM60 109V108H59ZM52 110H53V108H52ZM158 110V109H157ZM215 110V109H214ZM217 110H218V108H217ZM253 110V109H252ZM255 110H257V108L255 109ZM9 111V112H10ZM23 111V110H22ZM35 111V110H34ZM51 111V110H50ZM159 111V110H158ZM162 110H160V112H161ZM165 111V110H164ZM164 111H162V113L164 112ZM216 111V110H215ZM243 113H244V108H243ZM9 112H7V114L9 113ZM52 112V111H51ZM54 112V111H53ZM57 112V111H56ZM218 112V111H217ZM249 112H251L250 110H249ZM248 111H247V109H246V115L249 113ZM253 112H255L254 110H253ZM253 112H251V113H249V114H254ZM257 112H259V110H257ZM261 112H264L263 110L261 111ZM261 112H259V114L261 113ZM11 113H12V111H11ZM10 113V114H11ZM22 113V112H21ZM39 113V112H38ZM55 113V112H54ZM64 113H66V112H64ZM164 113H166V112H164ZM168 113V112H167ZM166 113V114H167ZM242 112H241V114H243ZM12 114H15V112H13ZM28 114V113H27ZM37 114V113H36ZM52 114V113H51ZM61 114L63 115V112H61ZM158 114V113H157ZM161 113H159V115H160ZM241 114L239 113L238 115H240L241 116ZM262 114V113H261ZM264 114V113H263ZM9 115V114H8ZM31 115V114H30ZM170 115V119H172L171 118V114H169ZM215 115V114H214ZM217 115V114H216ZM238 115H236V116H238ZM244 115V114H243ZM255 116H257V118L258 117H260L259 115H256V113L254 114ZM254 115H252V117L254 118ZM3 117L5 116V114L3 113V115H2ZM22 116V115H21ZM25 116H27V115H25ZM65 116V115H64ZM73 116V115H72ZM80 116V115H79ZM156 116H158V115H156ZM182 116V115H181ZM235 116V115H234ZM233 116V117H234ZM245 116V115H244ZM263 116V115H262ZM9 117V116H8ZM18 117V119H19V116H17ZM22 117H24V116H22ZM30 116H28V118H29ZM61 117H62V119H63V116H60L59 115V118L61 119ZM160 117V116H159ZM162 117H164V115L162 116ZM162 117H161V119H162ZM21 118V117H20ZM25 118V117H24ZM23 118V119H24ZM34 118V117H33ZM54 118H55V116H54ZM82 118V117H81ZM158 118V117H157ZM176 118H177V115H176ZM180 119H181V117H179ZM242 118H243V116H242ZM245 118H247L246 116L244 117V119ZM261 118V117H260ZM259 118V119H260ZM29 119H31V118H29ZM29 119H27V120H29ZM37 119H38V117H37ZM51 119V118H50ZM61 119V120H62ZM67 119V118H66ZM70 119H71V117H70ZM79 119H80V117H79ZM95 119V118H94ZM164 119V118H163ZM183 119V118H182ZM180 120V122H185L184 120ZM232 119V118H231ZM231 119H229V120H231ZM248 119V118H247ZM246 119V120H247ZM252 119V118H251ZM254 119H256V118H254ZM258 119V120H259ZM22 119H20V121H21ZM33 120V122H34V119H32ZM36 120V119H35ZM40 120H41V118H40ZM55 120V119H54ZM58 120V119H57ZM56 120V121H57ZM68 120V119H67ZM160 120V119H159ZM165 120H166V118H165ZM175 120H178V119H174V121H172L173 123H175ZM213 120V119H212ZM221 120V119H220ZM240 120H242V119H240ZM243 121L242 120V122L240 121V122H237V123H235V124H231V125H229V126H226L225 124H227V123H225V124H221L220 123V125L219 124H217L216 125V127L215 126H209V127H207L208 125L207 124H205V127H207V129L208 130H206V131H203L202 130V132H200L198 129V131H194V129L193 130H191V129H189V128H186L185 126V128H182V127H180L179 125H181V124H179L178 126H179V128L181 129V134H185V135H187L188 137H190V139L189 140H192L191 139V137H196V139L198 140V142L196 141V143H195V141H193L194 142V147H192V148H190V151H187V153H183V154H181L180 156L178 155V156H174V158L172 159V160H169L168 159V161L167 160H159L160 159V157L161 156H164L163 154L165 153V152H168L169 151V149L167 150V146H169V145H167L166 147H163V148H160L161 149V156H158L159 154H158V150L157 151H153V152H155V153H153V152H151V153H153V157H151L150 158V160L148 161V162H142V161H140L141 163L140 164H134V162H131L130 161V158L128 157L127 159L125 158V160L123 161L122 160V162H123V164L121 165L122 166V168H121V170L119 171V172H114V174L116 173V175H114L113 176V178H114V180H116L118 183H119V185L121 186H125V187H127V188H125L126 190H124V191H121V192H118V191H116V188L114 189L115 190V192L116 193H118V194H116V193H113V191L112 190H108V189H106V190H108L107 192H109V191H112V198H114V201L116 200H118L117 202L115 201V203L113 202V206L112 207H110L109 209L107 208H105L104 207V203L102 204V202H100V200L101 199H104V197H105V194H103L102 192H100V193H102L104 196H103V198H100V200H99V202H98V200H93V201H95V202H98V203H94L93 204V202L87 197H85V201L87 202V199L88 200H90L91 202H92V205H95L93 208H94V212H92V213H94L95 215H93L92 213V215H93V218L95 217L96 218V220H97V222H98V225L100 224V222H101V225H99V226H104V231L102 232V228L101 227H98V228H95L96 226L95 225H93V226H95L94 227V229L95 230H91V227L90 228H88L87 226H90V225H88L89 224V220H87V217H86V220H85V217H84V219H82V220H84L82 223H81V227H79L78 229H76L75 231V236L74 235H72L71 234V236L69 237V238H71L72 239V236H74V239L75 240H77L75 237H77L78 238V236H76L77 234H81L80 236L81 237H79V239L80 238H83V240H84V242H86L87 244L89 243L90 245H91V243H94V244H98V246L97 245H95L96 247L95 248H93L92 246L93 245H91V246H87L86 244L84 245V242H82V244H83V246H82V244H81V241H80V243L79 244H81L80 246H79V244H76L77 243V241H79V240H77V241H75V243H73L74 241L73 240H71V241H73V242H69L70 241V239H67L65 236L64 237H60L61 239L60 240H58L57 241V245L60 247V246H64V245H68V244H66L67 243V241H68V243H69V245H70V243H72L70 246L72 247V246H75V244H76V246L78 247H76V249H75V247H74V251L71 253L68 249H66V247L67 246H64L63 248H65L66 250L65 251H68V253L67 254H65V252H64V250L62 249V248H60V250L62 251V252H64L63 254H62V256H59L61 253H57V252H59L60 250L58 249V248H54L55 246H54V244L52 245V243H55V242H52L51 243V245H52V249L51 250H57L56 252L55 251H50L49 249V251L52 253V252H54L53 253V256H54V254L55 253H57V255H58V258L57 257H55V258H46V260H45V256H44V260H45V262L43 263V264H253V260H251L250 261V258H252V256H255L253 253H254V251L252 252V256H250L249 254H251V253H248L246 250H248L247 249V247H249V250H251V248L253 247V249H258L259 247H262L261 246V242H263V240H261L260 242L258 241V244L257 245H259V243H260V245H259V247L257 248H254V244L255 243H257V241H255V243L253 244L252 243V241H251V243H252V245L250 244V246H249V240H248V246L246 247V245H245V251L247 252V254H245V256L243 255V253L245 252L244 251V249H241L240 247H239V245H241V244H239V245H237L236 247H234L236 244H238V242L240 243V241H241V238H240V236H237L235 239L236 240H238L239 238H240V241L238 240V242H235L234 240V243H235V245L233 246L232 245V243H230L232 246H233V248H227V246L228 245H226L225 247H224V251H225V249L227 250V251H223L222 252V248L221 247H223L224 245H225V243L221 246V244L219 245L218 244V246L222 249L221 250V252L223 253V255L221 256V257H219L220 255H218V254H220V252L217 254V251H215V249H213V248H216L217 247V245H216V247H213L212 248V251H210L211 250V248L210 249H206V247L208 246V245H206L208 242L207 241H209L210 240V242L213 240L212 238H210V235L212 236L213 234H217L216 233V231H217V229L219 230V229H221V228H223L222 226H224L223 225V223H225V220H227L228 218H230V220H232V219H235V217L236 216H239L238 214H236V216H235V213H237V212H235L234 211V214H233V212H232V208L235 206V204L237 203V205H236V207L237 208H233V210H238L239 209V207H240V204H241V202H240V200L238 201L237 200V193H239L238 191H240V190H238L236 193L234 192V189L231 187V186H233V184L230 182H227V183H229V184H232L231 186H228V187H230L231 188V190H233V194L236 196L235 197V199L237 200V202L235 203L234 202V197L232 196V191L230 192V190H229V193H231V195H230V197H229V193H227V197H229V198H231V197H233V198H231L232 200L231 201H233L232 202V204L230 203L229 205H232V207L230 208V210H231V212H232V215H233V217H231L230 216V214H227V216H226V219H225V217H220L219 216V218H217L218 216H216L217 215V213H218V211L216 212V214L214 215V213H212V211H211V213H210V215H209V213L206 215V213H207V210L208 209H210L211 207H212V209H213V206H215V207H217V202H218V200H220V201H224V205L223 206H225V208L227 209L228 208V206L226 207V205H228V201H226L227 202V204H226V202H225V200H224V198L222 197L223 196V194H222V192H221V190H223L222 188H221V190H220V187H222L220 184H219V181L221 180L220 178V180L218 181V184H219V189H217L218 187V184H217V180H216V186H212L211 184H209V183H206V181L208 180H204V178L203 177H205L206 178V174L203 172V170H202V168L200 169V168H195V166L196 165H199V163H200V161L197 159V161H199V163H196L197 161L196 160H193L194 159V156L196 155V153L195 152H198L199 151V147H200V143H199V141H200V139H202V138H204V136L205 135H203V133L204 134H207L208 136H210L211 135V139H210V137H208V139H210V143L211 144H209V148L211 149H209L204 155H203V163L205 162V164L206 163H208V162H210V164H211V166H213L212 165V163H214V166L213 167H223L224 166V168H225V166H227V168H229V175H227V176H230L229 178H231V180H235V179H237V180H245V178L248 176V174H252V173H249L250 172V170H251V172L252 171H254V170H256L257 168H261V170H262V168H264V164L262 165L261 164V162H260V164H259V161L261 160V161H263L262 160V158L259 160V158H260V155L262 154H264L263 153V147H264V116H263V118L261 119V123H260V126H258V127H260V128H263V129H252L253 127H251V126H253V125H255V124H257V123H251V121L253 120H247V121ZM258 120H256V122L258 121ZM17 121H19V120H17ZM16 121V122H17ZM24 121H26V120H24ZM30 121V120H29ZM42 121V120H41ZM46 120H44V121H42L43 123L45 122ZM51 121V120H50ZM60 121V120H59ZM171 121V120H170ZM179 121V120H178ZM223 121V120H222ZM221 121V122H222ZM225 121V120H224ZM237 121H239V120H237ZM28 122V121H27ZM39 122V121H38ZM49 124H50V122L49 121H47ZM71 122V121H70ZM231 122V121H230ZM253 122H255V121H253ZM19 123V122H18ZM17 123V124H18ZM29 123V122H28ZM40 123V122H39ZM38 123V124H39ZM46 123V122H45ZM74 123H75V120H74ZM80 123V122H79ZM93 123V122H92ZM97 123V122H96ZM102 123V122H101ZM104 123V122H103ZM171 123V122H170ZM172 123V124H173ZM16 124V123H15ZM27 124V123H26ZM30 124V123H29ZM35 124H37V122H35ZM37 124V125H38ZM41 124L42 123H40V126H41ZM49 124H48V126H46L47 128H49L50 126H49ZM55 125H56V123H54ZM63 124H65V123H63ZM77 124H78V122H77ZM111 124V123H110ZM186 124V123H185ZM228 124H230V123H228ZM22 125H24V124H22ZM32 125V124H31ZM53 125V124H52ZM52 125H51V127H52ZM58 125H59V123L57 124V127H58ZM67 125V124H66ZM71 125H73V124H71L70 123V126ZM98 125V124H97ZM104 125V124H103ZM102 124H101V126H103ZM187 125V124H186ZM215 125V124H214ZM258 125V124H257ZM20 126V125H19ZM18 126V127H19ZM30 126V125H29ZM34 127H35V125H33ZM44 126V125H43ZM43 126H41V127H43ZM60 126H62L61 124H60ZM75 126V125H74ZM79 126H81V125H79ZM93 126H95V125H93ZM106 126V125H105ZM183 126V125H182ZM15 127V126H14ZM27 127V126H26ZM40 127V131H41V128ZM63 127V126H62ZM65 127V126H64ZM63 127V128H64ZM66 127H68L67 129H69V130H71V128L73 127H71V128H69V125L68 126H66ZM99 127V126H98ZM30 128V127H29ZM38 128H39V126H38ZM44 128V127H43ZM53 128V127H52ZM76 128V127H75ZM77 128H79V127H77ZM82 128V127H81ZM80 128V129H81ZM105 128V127H104ZM106 128H107V126H106ZM35 129H37V128H35ZM34 129V130H35ZM46 128H44V129H42V130H45ZM56 129H58V131H59V128H56ZM55 129V130H56ZM62 129V128H61ZM60 129V130H61ZM203 129V128H202ZM206 128H204V130H205ZM51 130V129H50ZM64 130V129H63ZM63 130H61V131H63ZM65 130H66V128H65ZM72 130H73V128H72ZM101 130H102V128H101ZM105 130V129H104ZM112 130V129H111ZM116 130V129H115ZM173 130V129H172ZM29 131V130H28ZM39 131V132H40ZM46 131H48V130H45V135H46ZM54 131V128H53V130H52V132ZM67 131V130H66ZM66 131H64V132H66ZM75 131V130H74ZM81 131V130H80ZM99 131V130H98ZM106 131V130H105ZM118 131V130H117ZM171 131V130H170ZM33 132V131H32ZM32 132H30L31 134H32ZM38 132V131H37ZM36 132V133H37ZM38 132V133H39ZM52 132H50L49 131V133H52ZM101 132V131H100ZM110 131H108L107 133H109ZM112 132H115V134H116V131H112ZM121 132V131H120ZM176 132V131H175ZM179 132H180V130H179ZM34 133V132H33ZM43 133V132H42ZM42 133H41V135H42ZM62 133V132H61ZM67 133V132H66ZM83 133H84V131H83ZM169 133V132H168ZM174 133V132H173ZM241 133H243V138H242V140H243V147L241 148V149H243V150H241L240 149V145L238 144V148H239V150H237V151H235V149H236V147L234 148V150H230L231 148H229L227 145H229L230 146V143H232L233 145L234 144H236V141H235V143H234V139L236 140V138H237V136L238 135H240V136H242V134ZM18 134V133H17ZM16 134V135H17ZM22 134V133H21ZM27 134V133H26ZM44 134V133H43ZM48 134V133H47ZM63 135H62V137L64 136V134L65 133H62ZM104 134L106 135V132H104ZM103 134V135H104ZM117 134H118V136H119V131L117 132ZM131 134V133H130ZM201 134H202V136H201ZM245 134V135H244ZM52 135V134H51ZM54 135L55 134H53V139H54V141L57 139V137L58 136H56V139H55V137H54ZM58 135V134H57ZM61 135V134H60ZM67 135H68V133H67ZM67 135L66 136H64V139H65V137H67ZM72 135V134H71ZM80 135H82V134H80ZM109 135H110V133H109ZM114 135V134H113ZM112 135V136H113ZM132 135H133V133H132ZM140 135V134H139ZM138 135V137H137V141H142L143 140V136H141V135H143V134H141L140 136ZM175 135V134H174ZM173 135V136H174ZM180 135V134H179ZM1 136V135H0ZM34 135L32 134L31 136L29 135V140L31 139V137H33ZM75 136V135H74ZM111 136V137H112ZM124 136V135H123ZM26 137H27V135H26ZM26 137H25V139H26ZM39 137V136H38ZM45 137V136H44ZM46 137H47V135H46ZM46 137H45V139H46ZM83 137V136H82ZM106 137H108V139H109V137L110 136H106ZM116 137V136H115ZM120 137H122V136H120ZM120 137H117V140L116 141H118V139L120 140ZM125 137V136H124ZM128 137V136H127ZM131 137V136H130ZM130 137H129V139H130ZM183 137V136H182ZM181 137H179V139H180ZM21 139H22V137H21ZM35 139H36V137H35ZM41 139H42V137H41ZM45 139L44 140H42V141H45ZM48 139H49V141L48 142H50V137H48ZM67 139H68V137H67ZM66 139V140H67ZM70 139H73V137L71 136L70 137ZM106 139V138H105ZM107 139V140H108ZM133 139H134V137H133ZM172 139H173V137H172ZM175 139H176V137H175ZM195 139V140H196ZM207 139V140H208ZM238 139H239V136H238ZM2 140L4 141V139L2 138ZM1 140V141H2ZM26 140H28V139H26ZM52 140V139H51ZM60 141L62 140V139H59ZM74 140H75V137H74ZM81 140V139H80ZM100 140V139H99ZM101 140H102V137H101ZM104 140V139H103ZM112 140V139H111ZM114 140V139H113ZM122 140H123V137H122ZM135 140V139H134ZM145 140V139H144ZM143 140V141H144ZM186 140H188V139H186ZM204 140H206V138H204ZM206 140V141H207ZM241 139H239V141H240ZM241 140V141H242ZM19 141H20V137H19ZM39 141H40V139H39ZM38 141V142H39ZM42 141H40L39 143H41ZM64 141V140H63ZM68 141V140H67ZM76 141H77V139H76ZM96 141V140H95ZM136 141V140H135ZM142 141V142H143ZM209 141V140H208ZM238 140H237V142H239ZM23 142H26V141H23ZM31 143H29L30 145L32 144V142H36L37 143V140H33L32 139V141H30ZM46 142H47V139H46ZM53 142V141H52ZM57 142H58V140H57ZM72 142H74V141H72ZM81 142V141H80ZM85 142V141H84ZM104 142H106V141H104ZM113 142H115V140L113 141ZM120 142H123V141H120ZM119 142V143H120ZM124 142H125V139H124ZM128 142V141H127ZM131 142V141H130ZM140 142H139V144H140ZM141 142V143H142ZM191 142V141H190ZM189 142V143H190ZM4 143H5V141H4ZM18 143H20V142H18ZM27 143V142H26ZM43 143H45V142H43ZM55 143V142H54ZM62 145L64 144V143H62V142H60ZM59 143V144H60ZM83 143V142H82ZM88 142H86L85 144H87ZM108 143V142H107ZM135 143V142H134ZM6 144V143H5ZM16 144H17V142H16ZM49 144V143H48ZM52 144V143H51ZM50 144V145H51ZM56 144V143H55ZM55 144H53V146L55 145ZM58 144V143H57ZM56 144V145H57ZM59 144H58V146H59ZM60 144V145H61ZM66 144V143H65ZM70 144V143H69ZM74 144H75V142H74ZM97 144V143H96ZM111 144V143H110ZM123 144V143H122ZM124 144H126V142L124 143ZM131 144V143H130ZM136 144H138V143H136ZM144 144V143H143ZM173 144V143H172ZM178 144V143H177ZM7 145V144H6ZM23 145V144H22ZM24 145H26L25 143H24ZM29 145V146H30ZM50 145H48L47 146V144H45V146L48 148ZM55 145V146H56ZM67 145V144H66ZM77 145H78V143H77ZM81 145V144H80ZM80 145H79V147H80ZM83 145V144H82ZM104 145V144H103ZM114 145V144H113ZM128 146H129V144H127ZM156 145V144H155ZM175 145H176V143H175ZM1 146H2V144H1ZM4 146V145H3ZM19 146H20V144H19ZM18 146V144H17V147H19ZM28 145H26V146H24V147H27ZM41 146L42 147H44V145H42V143H41ZM52 146V147H53ZM54 146V147H55ZM68 146V145H67ZM85 146V145H84ZM115 146V149H116V146H117V144H115L114 145ZM121 146L122 145H120V148H121ZM126 146V145H125ZM146 146V145H145ZM152 146H154V145H152ZM151 146V147H152ZM51 147V146H50ZM73 147V146H72ZM75 147V146H74ZM78 147V146H77ZM77 147H75V148H77ZM91 147V146H90ZM94 147V146H93ZM103 147V146H102ZM117 147H119V146H117ZM134 147V146H133ZM138 147H141V146H138ZM148 147V146H147ZM176 147H177V145H176ZM181 147V146H180ZM231 147V146H230ZM45 148V147H44ZM44 148H42L43 150H44ZM47 148L45 149V150H47ZM56 148L58 149V147L56 146ZM55 148V149H56ZM68 148H70V147H68ZM75 148H74V151H75ZM105 148V147H104ZM113 148V147H112ZM129 148V147H128ZM127 148V149H128ZM135 148V147H134ZM142 148V147H141ZM156 148V147H155ZM0 149H2V148H0ZM18 149V148H17ZM19 149H21V148H19ZM18 149V150H19ZM24 149H27V148H24ZM109 149V148H108ZM125 149V148H124ZM123 149V151L125 152V150ZM130 149V148H129ZM128 149V150H129ZM144 149V148H143ZM152 149H154V148H152ZM159 149V150H160ZM173 149V148H172ZM186 149V148H185ZM188 149V148H187ZM30 150H32V147H31V149ZM59 150H61V152L60 151H56L57 152V154L60 152V154L62 153V151L63 150H65V146L62 148V149H59ZM69 150V149H68ZM71 150V149H70ZM100 150V149H99ZM104 150V149H103ZM106 150H107V147H106ZM110 150H112L111 148H110ZM109 150V151H110ZM131 150H132V147H131ZM139 150V149H138ZM142 150V149H141ZM140 150V151H141ZM149 150V149H148ZM26 151V150H25ZM34 151L35 150H33V152L32 153H34ZM73 151V150H72ZM102 151V150H101ZM100 151V152H101ZM114 150H112V152H113ZM120 151H122V150H120ZM119 150H115L114 152H120ZM133 151V150H132ZM131 151V153L133 154V152ZM18 152V151H17ZM46 152V151H45ZM52 152H55V151H52ZM70 152V151H69ZM106 152V151H105ZM123 152V153H124ZM135 152V151H134ZM162 152H163V154H162ZM170 152H172V150H170ZM169 152V153H170ZM175 152V154H176V151H174ZM180 152H181V150H180ZM15 154H17L16 153V151L14 152ZM27 154H29L28 152H26ZM30 153H31V151H30ZM38 153V152H37ZM49 153H50V150H49V152H48V155H49ZM65 153H67V152H65ZM65 153H64V157H66L65 156ZM74 153V152H73ZM96 153H99V152H96ZM110 153V152H109ZM123 153H122V155H123ZM129 153V152H128ZM130 153V154H131ZM145 153H146V151H145ZM12 154V153H11ZM19 154L20 153H18V156H19ZM35 154V153H34ZM43 154H45L44 152H43ZM59 154V155H60ZM71 154V153H70ZM116 154H118V153H116ZM125 154V153H124ZM142 154V153H141ZM148 154V153H147ZM166 154L167 153H165V156H166ZM171 154V153H170ZM14 155V154H13ZM12 155V156H13ZM39 155V154H38ZM38 155H36V157L38 158V159H41V158H43V160H44V156L43 157H41L40 156V158H39V156ZM46 155V154H45ZM52 155V154H51ZM56 155V154H55ZM62 156H63V154H61ZM107 155H109V154H107ZM111 155H113L112 153H110V156ZM115 155V154H114ZM137 155V154H136ZM140 155V154H139ZM155 155L157 156V157H155ZM168 155V154H167ZM199 155V154H198ZM11 157V155L9 154L8 155V157ZM16 157H14V158H11V160L13 161V160H16V161H18L19 162V160H20V158L19 157H17V155H15ZM29 156H31V155H29ZM118 155H116V156H114L113 158H112V164L114 163V162H116L117 161V163H118V160H117V158L119 157H122V156H118ZM128 156H130V155H128ZM132 156V155H131ZM135 156V155H134ZM133 156V157H134ZM143 156H145V155H143ZM152 156V155H151ZM173 156V155H172ZM201 156V155H200ZM9 157V158H10ZM24 157V156H23ZM22 157V158H23ZM32 157L34 158V156L32 155ZM51 157H53V156H51ZM55 157V156H54ZM61 157V156H60ZM60 157H59V159H60ZM69 157V156H68ZM70 157H72V155L70 156ZM74 157H75V153H74ZM74 157H72V158H74ZM87 157V156H86ZM140 157H141V155H140ZM159 157V158H158ZM198 157V156H197ZM37 158H36V160H37ZM49 158H50V156H49ZM61 158H63V157H61ZM71 158V159H72ZM89 158V157H88ZM118 158V159H119ZM123 158V157H122ZM122 158H120L119 160H121ZM137 158H139V157H137ZM143 157H141V159H142ZM145 158H146V156H145ZM145 158H143V159H145ZM167 158V157H166ZM169 158V157H168ZM47 159V156H46V158H45V160ZM51 159V158H50ZM53 159V158H52ZM56 159H57V157H56ZM69 160H70V158H68ZM124 159V158H123ZM251 160V162H255V167H257V168H254V169H251L252 167H253V165H254V163H250L249 161H247V160ZM35 160V161H36ZM49 160V159H48ZM68 160V161H69ZM84 160H86V159H84ZM89 160H91V164H92V159L90 158ZM135 160H136V158H135ZM134 160V161H135ZM24 161H25V159L23 160V163H24ZM42 161V160H41ZM57 161V160H56ZM56 161L54 162V163H56ZM106 161V160H105ZM138 161V160H137ZM196 161V162H195ZM17 162V163H18ZM37 162V161H36ZM51 162V160H49L48 161V163H50ZM52 162H53V160H52ZM58 162V161H57ZM61 162H62V160H61ZM64 162H65V160H64ZM72 162V161H71ZM75 161H73V163H74ZM83 162V161H82ZM88 162V161H87ZM94 162H95V160H94ZM121 162V161H120ZM119 162V163H120ZM121 162V163H122ZM202 162V161H201ZM0 163H2L1 162V160H0ZM14 163H15V161H14ZM16 163V165L18 166V164ZM28 163V162H27ZM27 163H25V164H27ZM39 163H41L40 162V160H39ZM39 163H35V164H38V166L37 167H39ZM43 163V162H42ZM42 163H41V165H42ZM54 163H52V166H53V164ZM72 163V164H73ZM86 162H83V167H84V164H85ZM107 163V162H106ZM109 163V166H110V161L108 162ZM107 163V164H108ZM135 163H137V162H135ZM22 164V162H20V165ZM44 164H45V161H44ZM60 164V163H59ZM62 164H64L63 162H62ZM62 164H60V165H62ZM68 164V163H67ZM69 164H70V162H69ZM76 164V163H75ZM201 164V163H200ZM257 164H259V165H261V167H259V166H257ZM29 165H31V164H29ZM33 165V164H32ZM49 165V164H48ZM51 165V164H50ZM66 165V164H65ZM64 165V166H65ZM100 165V164H99ZM114 165H115V163H114ZM202 165H204V164H202ZM4 166V165H3ZM26 166V165H25ZM24 166V167H25ZM28 166V165H27ZM57 166H59V165H57L56 164V167ZM63 166V167H64ZM73 166H75L74 164H73ZM72 165H71V168L73 167ZM92 166V165H91ZM90 166V167H91ZM93 166H94V164H93ZM106 166V165H105ZM112 166V165H111ZM117 166H119V164H117V165H115L114 166V170H116L115 169V167H117ZM207 166V165H206ZM22 166H20V168H21ZM23 167V168H24ZM48 167V166H47ZM61 167V166H60ZM60 167H58V168H60ZM97 167V166H96ZM101 167L103 168V166L101 165ZM101 167H99V169L101 168ZM199 167V166H198ZM201 167H203V166H201ZM220 167V168H221ZM0 168H1V166H0ZM3 168H5V167H3ZM41 167H39V169H40ZM51 167H49V171L50 172H48V170L46 171V172H48L49 174H51V176L53 177V179H54V177H57V175H58V173H56L57 171L56 170H58V169H56L55 168V165L53 166V169L55 168V170H53V169H50ZM67 168V167H66ZM85 168V167H84ZM98 168V167H97ZM110 167H108V169H109ZM120 168V167H119ZM119 168H117V169H119ZM227 168H225L226 170H228ZM25 169V168H24ZM27 169V168H26ZM29 169V168H28ZM32 169V168H31ZM30 169V170H31ZM34 169V171H35V168H33ZM37 169V168H36ZM42 169H44V167L42 168ZM60 169H62V168H60ZM96 169V168H95ZM106 169H107V166H106ZM182 169H184V172H181V173H185V175H181L180 173H179V171L178 170H180V171H182ZM215 169V168H214ZM2 170V169H1ZM20 170V169H19ZM29 170V171H30ZM45 170V169H44ZM44 170H42V171H44ZM51 170L53 171V172H51ZM69 170H71V169H69ZM83 170H85V169H83ZM86 170H87V168H86ZM98 170V169H97ZM260 170V169H259ZM260 170V171H261ZM3 171V170H2ZM6 173H8V171H7V169L5 168V170H4ZM28 171V172H29ZM34 171H32V173L34 172ZM62 171V170H61ZM60 171V172H61ZM73 171V170H72ZM94 171V170H93ZM110 171V170H109ZM111 171H112V169H111ZM111 171L109 172L110 174H111ZM260 171H259V173H260ZM27 172V171H26ZM37 172V171H36ZM59 172V171H58ZM63 172V174L65 173L64 171H62ZM69 172V171H68ZM82 172H84V171H82ZM98 172H99V170H98ZM104 172V171H103ZM255 172V171H254ZM264 173V170L263 171H261V173ZM22 174H23V171L21 172ZM67 173V172H66ZM65 173V174H66ZM73 173V172H72ZM257 174H258V169H257V172H256ZM261 173H260V175H261ZM262 173V174H263ZM28 174H30V172L28 173ZM41 174V172L39 173V175ZM45 174V173H44ZM65 174H64V176H65ZM73 174H75V173H73ZM87 174V173H86ZM98 174H100V173H98ZM109 174V175H110ZM112 174H113V172H112ZM257 174L255 175V173H253V175H255V176H257ZM0 175H2V173L0 172ZM24 175H25V173H24ZM31 175V174H30ZM35 175V174H34ZM38 175V176H39ZM42 175H43V173H42ZM46 175H48L47 173H46ZM61 175V174H60ZM69 176H70V174H68ZM75 175H78V174H75ZM84 175H85V173H84ZM89 175H92V174H90L89 173ZM104 175V174H103ZM107 175V174H106ZM4 176H7V177H5V178H8V175H4ZM10 176V175H9ZM44 176V175H43ZM43 176H41V177H43ZM95 176H97V175H95ZM185 176V177H184ZM251 176V175H250ZM259 176V175H258ZM263 176H264V174H263ZM40 177V178H41ZM51 177V178H52ZM67 177V174H66V176H65V178ZM72 177V176H71ZM73 177H74V175H73ZM76 177V176H75ZM78 177H80L79 175H78ZM82 177H83V173H82ZM86 177H88V176H86ZM90 177V176H89ZM93 177V176H92ZM99 177H101L102 179H100V181H103L102 183H104V180H103V177L102 176H100L99 175ZM106 177V176H105ZM104 177V178H105ZM261 177V176H260ZM259 177V178H260ZM1 178V177H0ZM33 177H31V179H32ZM34 178H35V176H34ZM39 178V180L38 181H43L42 180V178L40 179ZM45 178V177H44ZM68 178V177H67ZM84 178V177H83ZM83 178H77V180L78 179H83ZM94 178V177H93ZM92 178V179H93ZM112 178V177H111ZM224 178V177H223ZM227 178V177H226ZM249 178V177H248ZM251 179H252V176L250 177ZM249 178V179H250ZM256 178V177H255ZM264 178V177H263ZM2 179V178H1ZM8 179H10V177L8 178ZM12 179V178H11ZM10 179V180H11ZM49 179V178H48ZM57 180H58V178H56ZM69 179H71L69 182H71L73 179L72 178H69ZM89 179V178H88ZM88 179H87V181H88ZM96 179V178H95ZM112 180L113 181V179H110V177L108 178V177H106V179L105 180ZM228 179V178H227ZM247 179V178H246ZM250 179V180H251ZM257 179V178H256ZM5 180V179H4ZM36 180H37V178H36ZM62 180V179H61ZM75 180V179H74ZM77 180H75L73 183H76V181ZM83 180H85V179H83ZM82 180V182H85V181H83ZM97 180H99V179H97ZM108 180H107V182H108ZM211 180H212V178H211ZM230 180V179H229ZM248 180V179H247ZM246 180V181H247ZM260 180H262V177H261V179ZM260 180H257V181H260ZM3 181V180H2ZM30 181V180H29ZM35 181V180H34ZM33 181V182H34ZM40 181V182H41ZM48 180H45L44 182L45 183H48L47 182ZM51 181H52V179H51ZM54 181H56V180H54ZM80 181V180H79ZM116 181H114V183H117ZM209 181V180H208ZM213 181V180H212ZM224 181V180H223ZM226 181H228V180H226ZM236 181V180H235ZM254 181V180H253ZM4 182V181H3ZM2 182V183H3ZM9 183H11V181H8ZM13 182H15L14 180H13ZM12 182V186L13 185H15V183H13ZM39 182V183H40ZM53 182V181H52ZM61 182V181H60ZM63 182V181H62ZM71 182V183H72ZM238 182H240V181H238ZM252 182V181H251ZM250 182V183H251ZM261 182V181H260ZM259 182V183H260ZM7 183V182H6ZM8 183V184H9ZM31 183V182H30ZM35 184H36V182H34ZM38 183V182H37ZM42 183V182H41ZM51 183V182H50ZM49 183V184H50ZM71 183H70V186H71ZM79 183H81V182H79ZM78 183V184H79ZM86 183V182H85ZM93 185H95L94 184V180H93ZM101 183V182H100ZM106 183V182H105ZM111 183V182H110ZM113 183V182H112ZM226 183V182H225ZM226 183V184H227ZM241 183V182H240ZM244 183H246L245 181H244ZM249 183V184H250ZM264 183V182H263ZM0 184H1V182H0ZM48 184V185H49ZM56 184H58V183H56ZM90 185H91V183H89ZM96 184H97V182H96ZM222 184H223V182H222ZM234 184H236V182H234ZM238 184V183H237ZM242 184V183H241ZM247 185V186H250V185ZM254 184V183H253ZM4 185H5V182H4ZM31 185V184H30ZM43 185H45V184H43ZM42 185V186H43ZM51 185V184H50ZM60 185V184H59ZM63 185V184H62ZM99 185V184H98ZM108 185V184H107ZM106 185V186H107ZM111 185V184H110ZM115 185V184H114ZM214 185V184H213ZM225 185V184H224ZM245 185V184H244ZM260 185V184H259ZM262 185V184H261ZM1 186V185H0ZM46 186V185H45ZM53 186H55V185H52L51 187H52V189H53ZM72 186H76L77 187V185H72ZM96 186V185H95ZM100 186V185H99ZM98 186V187H99ZM102 186V185H101ZM104 186V185H103ZM102 186V188H105V187H103ZM118 186V185H117ZM116 185H115V187H117ZM122 186H121V188H122ZM225 186H227V185H225ZM240 186V185H239ZM246 186V187H247ZM3 187V186H2ZM8 187H10V188H13V187H11V186H8ZM16 186H14V188H15ZM36 187V190H37V186H35ZM35 187H33V186H28V187H26L24 190H28L29 192H31V194H32V191L34 192L35 191ZM41 187V186H40ZM46 187H48V186H46ZM45 187V188H46ZM50 187V188H51ZM59 187V186H58ZM58 187H56V188H58ZM76 187H73V188H76ZM91 187V186H90ZM112 187V186H111ZM228 187H226V189L228 188ZM234 187V186H233ZM252 187H254V186H252ZM257 187V186H256ZM260 187V186H259ZM262 187H264V186H262ZM262 187H260V188H262ZM4 188H5V186H4ZM10 188H6V189H3V188H0V193L3 191V190H6V192H7V190L8 191H10V190H12L13 191V189H10ZM42 188H44V187H42ZM49 188V187H48ZM60 188H63L62 186L60 187ZM70 188H72V187H70ZM72 188V189H73ZM78 188H79V186H78ZM108 188H109V186H108ZM118 188H120V187H118ZM121 188H120V190H121ZM240 188H242V187H240ZM251 188V187H250ZM10 189V190H9ZM17 188H15L14 189V191L16 190ZM39 189V188H38ZM54 189H55V187H54ZM53 189V190H54ZM64 189V188H63ZM80 189V188H79ZM92 188H90V190H91ZM93 189H94V187H93ZM92 189V190H93ZM96 189V188H95ZM123 189V188H122ZM219 190L218 192H216L215 193V190ZM225 189V188H224ZM226 189H225V191H226ZM247 189V188H246ZM252 189V188H251ZM251 189H249V191L251 190ZM255 189V188H254ZM254 189H252L254 192H255V190ZM257 189H259L258 187H257ZM256 189V190H257ZM40 190H41V188H40ZM50 190V189H49ZM49 190H47L48 192H51V191H49ZM56 190H58V189H56ZM61 190V189H60ZM59 190V191H60ZM67 190H69L68 188H67ZM71 190V189H70ZM75 190V189H74ZM76 192H78V189L76 188ZM92 190H91V192H92ZM99 190V189H98ZM100 190H102L103 191V189H101L100 188ZM99 190V191H100ZM106 190L104 189V191L103 192H106ZM119 190V191H120ZM237 189L235 188V191H236ZM242 190V189H241ZM261 190V189H260ZM259 190V191H260ZM18 191V190H17ZM42 191H43V189H42ZM42 191L40 192H38L39 194L40 193H42ZM44 191H45V189H44ZM43 191V192H44ZM224 191V192H225ZM258 191V190H257ZM6 192H2V194H4V195H7V193ZM55 192V191H54ZM61 192V191H60ZM62 192H63V190H62ZM61 192V193H62ZM80 192H82V189H80V191H79V198H80ZM84 192V191H83ZM93 192H95L96 193V191L95 190H93ZM223 192V193H224ZM247 192V191H246ZM246 192H245V194H246ZM252 192V191H251ZM254 192H252V193H254ZM11 193V192H10ZM17 193V192H16ZM35 193H36V191H35ZM38 193H36L35 195H38ZM44 193H46V191L44 192ZM57 193H58V191L55 193L56 195H57ZM72 193V192H71ZM74 193H75V191H74ZM88 193V192H87ZM99 193V192H98ZM215 194V195H213V194ZM257 193V192H256ZM2 194H0L1 195V197L3 196ZM13 194H15V193H13L12 192V195ZM19 195H20V193H18ZM34 194V193H33ZM32 194V195H33ZM48 194V193H47ZM47 194H46V196H47ZM63 194V193H62ZM77 193H75L74 195H76ZM89 194V193H88ZM225 194V193H224ZM9 195L10 194H8V198H9ZM17 195V194H16ZM22 195V194H21ZM32 195L30 196V195H28V197L30 198H32ZM35 195H34V197H35ZM49 195V194H48ZM64 195V194H63ZM73 195V194H72ZM78 195V194H77ZM76 195V196H77ZM85 195V194H84ZM91 195V194H90ZM95 195V194H94ZM99 195V194H98ZM97 195V196H98ZM101 195V194H100ZM243 195V194H242ZM249 195V194H248ZM256 195V194H255ZM255 195H254V197H255ZM11 196V195H10ZM59 196H60V194H59ZM58 196V197H59ZM82 196H83V193H82ZM85 196H87V194L85 195ZM96 196V195H95ZM109 197H110V194L108 195ZM215 196H216V198H215ZM225 196V198H226V194L224 195ZM4 197V196H3ZM6 197V196H5ZM15 197V196H14ZM17 197H19V196H17ZM24 197V199H26V197L25 196H23ZM28 197H27V200H28ZM43 197H45V196H43ZM60 197H63V196H60ZM90 197V196H89ZM108 197V198H109ZM222 197V198H221ZM252 197V196H251ZM250 197V199H252ZM259 197V196H258ZM16 198V197H15ZM14 198V201L12 202V206H11V200H10V202H9V199L7 200V203H9L10 204V206L11 207H13V208H17V210H18V208H23L24 209V207H22L23 206V199H22V201H20L19 200V198L18 199H15ZM21 198V197H20ZM38 200H43L42 198H40L39 197V195H38ZM40 198V199H39ZM46 198V197H45ZM64 198V197H63ZM66 198V197H65ZM74 198H76V197H74L73 196V198H72V200L74 199ZM79 198L77 197V202H78V200H79ZM83 198H84V196H83ZM106 198H107V193H106ZM105 198V200H107ZM116 198V199H115ZM242 198V197H241ZM240 197L238 198V199H241ZM249 198V197H248ZM1 200L3 199L4 200V198H0ZM81 199V198H80ZM93 199V198H92ZM99 199V198H98ZM110 199V198H109ZM223 199V200H222ZM227 200H228V198H226ZM261 199V198H260ZM1 200H0V202H1ZM45 200H47V199H45ZM61 200V199H60ZM63 200V199H62ZM61 200V201H62ZM105 200H103L104 202H105ZM244 201L245 199H241V201ZM254 200V199H253ZM25 201V204L27 205V203L29 202V201H32V200H29L27 203H26V200H24ZM34 202H37V201H35V198H34V200H33ZM32 201V202H33ZM48 201H49V199H48ZM63 201H65V199L63 200ZM62 201V202H63ZM102 201V200H101ZM109 201V200H108ZM229 201H230V199H229ZM230 201V202H231ZM242 201V203L246 206V205H248V203L249 202H247V204L246 203H244ZM247 201V200H246ZM263 201V200H262ZM261 201V202H262ZM5 202V201H4ZM4 202L1 204L0 203V205H2V208L1 209H3L4 208ZM41 204H42V202L41 201H39ZM43 202H44V200H43ZM70 202V201H69ZM71 202H73V201H71ZM80 202V201H79ZM78 202V203H79ZM90 202V203H91ZM238 202H240V203H238ZM252 202V201H251ZM255 202L256 203H260L261 204V202L258 200V202L255 200ZM6 203V202H5ZM45 203V202H44ZM47 203V202H46ZM64 203V202H63ZM82 203V202H81ZM84 203V202H83ZM111 203V202H110ZM220 203V202H219ZM219 203H218V206H220L219 205ZM222 203V202H221ZM220 203V204H221ZM262 203H264V202H262ZM8 204V205H9ZM24 204V205H25ZM30 204H33V203H29L28 204V206L30 205ZM48 205V207H49V203H47ZM88 204V203H87ZM86 203H84L83 205H81L82 207L83 206H85L86 207V205H87ZM223 204V203H222ZM221 204V205H222ZM226 204V205H225ZM238 204H239V207H238ZM260 204H256L257 206L258 205H260ZM7 205V204H6ZM38 205H39V203H38ZM44 205V204H43ZM46 205V204H45ZM53 205H55V207H57V209L58 210H60V209H66V211L68 212V213H74V215L76 214V212L77 211H75L76 210V207H79V204H77L78 206H76V204L75 205H73V203H72V205L71 206H67V207H64L65 205L63 204V206L62 205H60V204H53ZM108 205H109V203H108ZM243 205V206H244ZM27 206V207H28ZM36 206H37V204H36ZM35 206V207H36ZM40 206V205H39ZM47 206H46V208H47ZM80 206V207H81ZM90 206V205H89ZM106 206V205H105ZM222 206V207H223ZM255 206V204L252 206V207H254ZM6 207V206H5ZM8 207V206H7ZM26 207V206H25ZM31 207H33V205L32 206H30L29 208H31ZM38 207V206H37ZM36 207V208H37ZM40 207H42L43 208V206H40ZM92 207V206H91ZM90 207V208H91ZM109 207V206H108ZM222 207H221V210H223L222 209ZM230 207V206H229ZM248 207H249V205H248ZM247 207V208H248ZM249 208V209H256V211H253V212H257L258 211V209L260 210V208H258L257 209V207H254V208ZM12 208V210H14ZM21 208H20V210H21ZM34 208V207H33ZM33 208H31V210L33 209ZM41 208V209H42ZM46 208H43L44 210H46ZM89 208V207H88ZM93 208H91V209H93ZM217 208H219V207H217ZM224 208V209H225ZM242 208V205H241V207H240V209ZM244 208V207H243ZM247 208H246V210H247ZM262 208H263V205H262ZM8 209V211L11 213V212H13V211H10L9 209H11V208H6V210ZM43 209H42V211L39 209L38 210V208L36 209L37 210V212L39 211H41V214H42V212H44L43 211ZM86 210H88L87 208H85ZM220 209V208H219ZM225 209V210H226ZM6 210H5V212H6ZM17 210H14V212H16ZM25 210V209H24ZM28 210L29 209H27L26 208V211L28 212ZM30 210V211H31ZM34 210H35V208H34ZM82 211L84 210L83 208L81 209ZM204 210L206 211V213H205V215H204ZM217 210V209H216ZM229 210V209H228ZM227 210V211H228ZM230 210H229V212H230ZM236 210V211H237ZM263 209H261V211H262ZM1 211V210H0ZM8 211L6 212V213H8ZM23 211V210H22ZM22 211H20V213L22 212ZM47 212L49 211V210H46ZM46 211H45V213H44V215H42V216H45L47 213H46ZM61 211V210H60ZM75 211V212H74ZM90 211V210H89ZM92 211V210H91ZM201 211H203V214H201ZM220 211V210H219ZM243 211V213H245L244 212V210H242ZM260 211V212H261ZM18 212H19V210H18ZM25 212V211H24ZM27 212L25 213V214H27ZM32 212V211H31ZM36 212V211H35ZM78 212H80V211H78ZM84 212H88V211H84ZM239 212V211H238ZM241 212V211H240ZM17 213V212H16ZM33 213V212H32ZM32 213H29L28 212V214H32ZM59 213V212H58ZM61 213H63V212H61ZM65 213V212H64ZM64 213L62 214V215H64ZM72 213V214H73ZM226 213H228V212H225L224 211V214H220V215H226ZM247 213H249V212H247ZM252 213V212H251ZM24 213H23V215H21L22 216V218H23V216L25 215ZM27 214V215H28ZM36 214H38V213H36ZM40 213H39V215H41ZM60 214V213H59ZM59 214H58V216H59ZM66 214V213H65ZM80 213H78V215H79ZM88 214H89V212H88ZM240 214V213H239ZM250 214V213H249ZM252 214H254V213H252ZM262 214V213H261ZM263 214H264V211H263ZM2 215V214H1ZM4 215V214H3ZM8 215H9V213H8ZM10 215H14V213L12 214H10ZM16 215V214H15ZM14 215V216H15ZM48 215V214H47ZM50 215V214H49ZM85 215V214H84ZM87 215V214H86ZM201 215H202V218H201ZM243 215L244 214H242V217H243ZM260 215V214H259ZM259 215H258V213H257V216L259 217ZM6 216V215H5ZM26 216V215H25ZM30 216H32L31 217V219L33 218V214L32 215H29V217ZM35 216V215H34ZM51 216V215H50ZM50 216H48V218L50 217ZM68 214H67V216H65V220H66V224H67V219H66V217L68 218ZM81 216V215H80ZM79 216V217H80ZM89 216H90V214H89ZM88 216V217H89ZM241 216V215H240ZM261 216V215H260ZM4 216H2V218H3ZM9 217H11V216H9ZM18 218V216H15L14 218ZM28 217V216H27ZM26 217V219H28ZM37 216H35V218H36ZM39 217V216H38ZM46 217V216H45ZM63 218L64 216H60V218ZM92 217V216H91ZM249 217V216H248ZM247 217V218H248ZM252 217V216H251ZM263 217V216H262ZM4 218H6V217H4ZM3 218V219H4ZM12 218V217H11ZM11 218L10 219H8L9 221L11 220ZM19 218H21V217H19ZM237 219L238 218H240V217H236ZM246 218V219H247ZM250 218V217H249ZM254 217H252V219H253ZM260 219V224H261V222H264V221H262L261 220V217H259ZM2 219V220H3ZM7 219V218H6ZM6 219H4V220H6ZM30 218H29V220H27L28 221V223H29V221L31 220ZM38 219V218H37ZM53 219V218H52ZM52 219H50V220H52ZM58 221H59V218L57 217L56 218ZM89 219H92V218H90L89 217ZM251 219V218H250ZM256 219H258V218H256ZM1 220V219H0ZM15 220V219H14ZM14 220H12V222H14ZM23 219H21V221H22ZM24 220H25V217H24ZM24 220H23V222H24ZM33 220V219H32ZM36 220V219H35ZM34 220V221H35ZM39 220H42V219H40V217H39ZM39 220H37V222H36V225L37 226H39V227H35V225H34V228L36 229H38L39 228V230H50V231H48L49 233H51V234H49L50 235V238L52 239V238H54V237H56V236H53L52 237V234L53 235H55L57 232L60 234V232H59V230L61 231V225H62V223H61V225H59V223H60V221H61V219H60V221H59V223H58V221H57V224L58 225H56V223H55V225H53L54 224V222L56 221H51V224L53 225V227H51L50 229H49V227L47 228V226L48 225H50V224H48V225H46L45 226V224H47L46 222H45V224H44V222L42 221V223H38V221ZM44 220H46V221H48V219H45L44 218ZM49 220V221H50ZM63 220H64V218H63ZM95 220V221H96ZM102 220V221H101ZM238 220H240V219H238ZM238 220H235V221H238ZM253 220H255V219H253ZM7 221V220H6ZM16 221H18V220H16ZM16 221L14 222V223H16ZM68 221H69V219H68ZM93 221V220H92ZM91 221V222H92ZM94 221V222H95ZM229 221V220H228ZM226 222L225 224L227 225L229 222ZM233 221V220H232ZM232 221H230V224H232V225H234V224H236V226H238L237 224L239 223V222H232ZM242 221H243V218H242ZM246 221V220H245ZM245 221H243V223L245 222ZM248 222H249V220H247ZM246 221V222H247ZM257 221L258 220H255V221H253L254 222V224H256V225H258L259 223H257ZM11 222V221H10ZM19 222V221H18ZM18 222L14 225V227L12 226V230L15 228V226L17 225L18 226ZM22 222V223H23ZM26 222V221H25ZM31 223H32V221H30ZM41 222V221H40ZM62 222V221H61ZM91 222H90V224H91ZM94 222H93V224H94ZM246 222H245V224H243V227H245V225H246ZM14 223H12V224H14ZM21 223V224H22ZM96 223V222H95ZM104 225H103V224ZM25 224V223H24ZM33 224V223H32ZM230 224H228V225H230ZM239 224H242V223H239ZM251 224V223H250ZM253 224V225H254ZM258 225L259 226V229H258V226H256V225H254V228H255V226L257 227L255 230H257L256 231V233H258L259 235H260V233H261V231L264 233V230H260V228L262 229V227H264V226H261V225ZM225 225V226H226ZM231 225V230L233 229L234 231V233H235V229H234V226H232ZM248 225H249V223H248ZM247 225V226H248ZM252 225V224H251ZM262 225H263V223H262ZM9 226H10V223L9 222H0V264H13L14 262H17L16 264H36V262H34L33 263V258L34 259H36L35 258V256L33 255V253L31 254V253H29V251L28 250H26L25 251V253L27 254V252H28V254H29V256H30V254L31 255H33L34 257L32 258V256L31 257H29L28 259H27V255H26V259L27 260H25V257H24V261H23V259H22V256H23V253L24 252H22V255H20V253H21V250H23V249H21V246L27 241H25V239L27 238V236H25L24 237V234H26L25 232L28 230L27 228H29V226L27 227H24V229L26 228V230H25V232H24V234H22L23 235V237L24 238H22V236H21V234H19V236H21V237H19V239L20 238H22V241H23V239H24V241H23V243L22 244H20L21 243V241H17L16 240V238L17 237H14L13 236V234L11 233V232H13L12 230H9ZM10 226V227H11ZM16 226V231L14 230V232L16 233L17 232V228H19V227H17ZM19 226H20V223H19ZM56 228H55V227ZM67 226V225H66ZM91 226H92V224H91ZM92 226V227H93ZM236 226H235V228H236ZM240 226V225H239ZM238 226V227H239ZM261 226V227H260ZM21 227V226H20ZM63 227L65 228V223L63 222ZM106 227V228H105ZM242 227V226H241ZM242 227V228H243ZM251 227V226H250ZM249 226H248V229L250 228ZM253 227V226H252ZM252 227H251V229H252ZM32 225H31V232H34V231H32ZM89 230H88V229ZM101 228V229H100ZM225 228H227V226L225 227ZM247 228V227H246ZM253 228V229H254ZM6 229H8L9 231H11V232H9L10 233V235L11 236H13L14 238H15V240H14V238H11L10 237V235L8 234V238L4 235V233L5 234H7L6 233ZM11 229V228H10ZM22 229V228H21ZM24 229H22L21 231V233H23V230ZM65 229H67V228H65ZM245 229V228H244ZM244 229H243V231H244ZM250 229V230H251ZM252 229V230H253ZM34 230V229H33ZM77 230H78V233H77ZM230 230V229H229ZM230 230V231H231ZM251 230V232H254L255 230H253L252 231ZM38 231V230H37ZM44 231H39L38 233L36 232V230H35V233H37L38 234V236L40 237L41 235V232H44ZM63 231V233L65 234V230L63 229L62 230ZM65 231V232H64ZM68 231H70V230H68L67 229V232L66 233H69ZM223 231H224V229H223ZM226 231H227V229H226ZM242 231V230H241ZM242 231V232H243ZM8 232V231H7ZM30 232V229H29V233H31ZM46 232V231H45ZM47 232V233H48ZM72 232H73V230H72ZM72 232H70V233H72ZM250 232V231H249ZM250 232V233H251ZM27 233H28V231H27ZM28 233V234H29ZM63 233H61L62 235H63ZM223 233V232H222ZM221 233V234H222ZM228 233V235H225L227 238H228V236H229V232H227ZM226 233V234H227ZM232 233V232H231ZM245 233V231L243 232V234ZM247 233H248V231H247ZM246 233V236H248V234ZM255 233V232H254ZM261 234V235H264V234ZM27 234V235H28ZM37 234H36V236H37ZM60 234V235H61ZM218 234H219V232H218ZM237 233H235V234H232V235H236ZM31 235H33V234H31ZM35 235V234H34ZM33 235V237H35ZM45 235H47V234H45ZM49 235H47V236H44V237H47L48 238V236ZM69 235V234H68ZM252 235H254L253 233H252ZM252 235H249V236H251V238L252 237H255V236H257L256 234H255V236H252ZM258 235V236H259ZM16 236H17V234H16ZM59 236V235H58ZM67 236V235H66ZM215 236V235H214ZM217 236V235H216ZM222 236V235H221ZM221 236H217L216 238H219V242H221L220 241V237ZM231 236V235H230ZM243 236V235H242ZM241 236V237H242ZM248 236V237H249ZM257 236V237H258ZM30 237H32V236H30ZM31 238V239H34V238ZM43 237V236H42ZM210 239H209V238ZM223 237V236H222ZM244 237V236H243ZM242 237V238H243ZM260 237V236H259ZM259 237H258V240H259ZM41 238V237H40ZM47 238H45V239H47ZM50 238H48L49 240L48 241H50L51 239ZM57 238V237H56ZM55 238V239H56ZM177 240V241H179V240H183L182 242H183V244H180L179 242H177L175 239ZM204 238H208V240L206 241L207 243L205 244V243H201V241L204 239ZM215 238V237H214ZM225 238V237H224ZM224 238H222L221 240H224ZM232 238L234 239V237H231L230 239H231V241H232ZM245 238V237H244ZM247 238V237H246ZM250 238V237H249ZM248 238V239H249ZM260 238H263V236L262 237H260ZM36 239H37V237H36ZM36 239H34V240H36ZM55 239H53V241L55 240ZM212 239V240H211ZM230 239H228V240H230ZM43 240V238L41 239V241ZM216 240V239H215ZM226 240V239H225ZM244 240V239H243ZM247 240V239H246ZM255 240V239H254ZM253 240V241H254ZM257 240V239H256ZM29 241H30V238H29ZM28 241V242H29ZM36 241H38V239L36 240ZM40 241V240H39ZM40 241V242H41ZM44 241V240H43ZM47 241V240H46ZM47 241V242H48ZM52 241V240H51ZM204 241V240H203ZM217 242H218V239L216 240ZM215 241V242H216ZM230 241V242H231ZM39 242V243H40ZM46 242V243H47ZM214 241H212L211 242V244L213 243ZM216 242V243H217ZM226 243H227V240L225 241ZM229 242V241H228ZM245 241H243V248H244V243ZM247 242V241H246ZM30 243V242H29ZM35 244V242L33 241L32 243H31V245H34ZM37 244H35V247H38V242H36ZM42 243V242H41ZM46 243H43V244H46ZM222 243V242H221ZM233 243V244H234ZM26 244V243H25ZM25 244H24V246H25ZM28 244V243H27ZM119 244H122V245H120V246H124V247H122V250L120 251H118L117 253L116 252H114V246H115V248L117 247V245H119ZM200 244H205L206 245V247H204V249H206V250H203V247L200 245ZM229 244V246H231ZM31 245H29L27 248H29L30 250H31ZM56 245V246H57ZM69 245H68V247H69ZM257 245H255V246H257ZM263 245V244H262ZM42 246V245H41ZM50 246V245H49ZM86 246H87V248H86ZM211 246H213V245H211ZM210 246V244H209V247H211ZM215 246V245H214ZM228 246V247H229ZM252 246V247H251ZM264 246V245H263ZM23 247V246H22ZM35 247H32L33 249L35 248ZM43 247H45V245H43ZM46 247H47V245H46ZM45 247V248H46ZM88 247H89V249H88ZM90 247H92V248H90ZM208 247V248H209ZM219 247H217V248H219ZM49 248V247H48ZM117 248H119V246L117 247ZM115 249V251L116 250H118V249ZM216 248V249H217ZM220 248H219V250H220ZM262 248H264V247H262ZM25 249V248H24ZM70 249V248H69ZM121 249V248H120ZM37 250V249H36ZM42 250V249H41ZM44 250V249H43ZM47 250V251H48ZM209 252H208V251ZM239 250H243L244 252L241 254L240 252H238ZM259 250H260V248H259ZM258 250V251H259ZM263 250V249H262ZM24 251V250H23ZM40 250H38V252H39ZM44 251H46V250H44ZM46 251V252H47ZM216 252V254L218 255V257L217 258H215V260L212 262V261H209L207 258H208V255H212V256H214L213 254ZM258 251H256L257 253H259V255L261 256V252H258ZM261 251V250H260ZM31 252V251H30ZM38 252H36V253H38ZM41 252V251H40ZM40 252H39V254H40ZM45 252V253H46ZM50 252H48L47 254H49ZM69 252L71 253V254H69ZM113 252V253H112ZM212 252V253H211ZM214 252V253H213ZM263 252V251H262ZM35 253V252H34ZM35 253V255H38V254H36ZM44 253V254H45ZM206 253H208V255H206ZM210 253V254H209ZM240 253V254H239ZM9 254V255H8ZM46 254V255H47ZM65 254V255H64ZM25 255V254H24ZM51 254H49V256H50ZM12 256V260H13V256H17L18 257V259L16 260V261H12V263L11 262H8V260L10 259V257ZM52 256V255H51ZM52 256V257H53ZM55 256H56V254H55ZM79 256H86V258H87V260H85L84 262H77V260H76V258L78 257V260H80L79 259ZM207 256V257H206ZM212 256H210L209 257V259H211V258H213ZM242 256H244V257H242ZM262 256H263V254H262ZM39 257H40V255H39ZM216 257V256H215ZM256 257V256H255ZM259 257V256H258ZM16 258V257H15ZM31 258V259H30ZM84 259H85V257H83ZM262 258L264 259V257H261V259H259V258H257V261H258V263H257V261H256V259H255V263L256 264H261L262 263ZM19 259H21V261L19 260ZM31 261H30V260ZM41 259H43L42 257H41ZM82 259V258H81ZM19 260V261H18ZM37 260V259H36ZM260 261H261V263H260ZM39 262H41V261H38V263ZM254 263V264H255ZM42 264V263H41ZM263 264V263H262Z\"/></svg>", "mask_w": 264, "mask_h": 264}]
</instances>
